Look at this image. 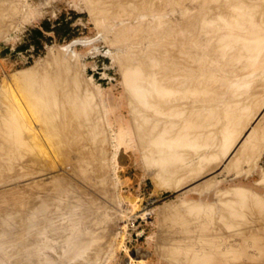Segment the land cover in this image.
Masks as SVG:
<instances>
[{
    "label": "rangeland",
    "instance_id": "obj_1",
    "mask_svg": "<svg viewBox=\"0 0 264 264\" xmlns=\"http://www.w3.org/2000/svg\"><path fill=\"white\" fill-rule=\"evenodd\" d=\"M129 1L128 0H125V1L124 0H0V5H1L0 6V90L2 87H3L2 89H4V86H5L4 80L6 79V81L7 80L8 81H10V80L16 81V82L19 81V83H17V84H16V82H14V85H13L15 88H17L16 89V91H17L19 87L16 85L20 84V81H22V78L25 77V75L27 74V71H28V73H30L32 75L31 77H28L29 80L31 78H34L35 82H34V80L32 82L29 81L30 85H32L34 82V86H29L30 88L27 87V85H25L26 86L25 87L26 92H27V88H29L28 90L31 89V91L28 92L31 94V96H34L37 92L42 97L41 98L42 100H43V98L46 100V102L43 100L44 103H46L43 105H46V106L48 105L47 107L49 108V110L51 108L50 107L51 105H49V103L52 104L50 100H52L53 102L55 101V103H58L57 100H59L62 102V104H65L64 102L67 101L66 105H68V106L64 105L65 110L74 104L71 102L72 100H74L73 102H76L73 105L74 107L73 106L70 107L71 113H72L71 108L73 111L75 110L73 112L74 115L69 114V112H68V114H69L68 116H70V118L72 119V121L70 123L68 122L70 126L69 125H67V126L69 128L67 127V129H66L65 124L67 122L64 121V120L67 121L68 119L62 118L61 119L62 122H60V120H59V122H56L57 126L52 125L53 126L52 129L46 130V131H48L49 134H44V132L42 131L43 129H40V133L38 132L39 130L36 131V133H38L39 135L44 134V135H42V136H44V138L37 135L36 133H35L36 135L34 134L35 136H37L35 139L39 140V141H37V142H39V143H37V145L39 144L37 148L40 150V152L37 153L38 156L41 153L40 154L41 156L37 157L39 159V164L37 163L38 166L35 163H34V165H33V163L30 164L31 162L26 160L27 163L23 162V168L26 167V169L25 168L24 169L28 170V171H25L21 166H20L21 167L20 169H23V170H21L22 173L18 172L20 174H16L17 171H20V170H17L18 168H14V170H12L13 168L11 170L6 168L7 169V171H6V169H4V167L6 166L5 165L6 161H9V160L11 161V159H10L11 155L8 156L9 155L8 152L10 153L12 150L15 149V147L14 146L11 147L12 144L10 146L9 145L10 143H7V142H6L7 144L4 145V146H8L9 151L3 152V155L5 153L8 159L6 158L4 160V156H3L4 163L2 166H1L2 163L0 164V169L2 168L4 171L3 172V178L4 179H3V181L0 180V184H2V182H3V184L0 185V195H1L0 199L3 197L0 200V264H98L97 259L101 255H103V257L105 259L102 258V260L100 261V264H102L103 261L105 262V264H176V263L177 264H179V263H181V264H199L200 263L201 264L203 259L205 261L207 258H208V260H206L205 262L203 261L204 263H202V264H206L207 261H208V264H214V263L215 264H223V263L224 264H249V263H251V264H264L262 262V261H264V258H263L264 257V238H263L264 233L262 234V231L260 232L262 234L261 237L263 239L258 235V234H260L259 228L261 230L262 229L264 230V228H261V226L262 227L264 226V224H263V222H264V220H263L264 219V196H263L264 195V125H263V129H262V126L260 128V125L258 123L257 124L255 123V121L258 118V116L255 117L256 110L252 108L253 106L251 107L252 104L250 105V103H248V102L253 100L252 98H254L256 96L258 97V94H260V89H262L261 85L262 86L264 85V70H263L264 65H261V67H260V65L257 63V60H256L257 57L255 56L256 52L254 50L255 47L258 48L261 45V44H259V42L264 41V39L261 40L262 38H264V36L261 39H258L260 37L257 36V35L260 36V34L264 35V32L262 30V29H264L263 28L264 22L261 19V17L262 18L264 17V9H263L264 8V2H263L264 0L263 1L262 0H258V1L253 0V2L250 3L252 5L248 4L249 1L251 2L252 0H249V1L248 0H246V1L245 0H242V1H240V0H231V1L230 0H216V1L215 0H209V1L208 0H196V1L195 0H152V1L147 0V3H146V0H144V1L139 0L143 4L146 3L145 5H143V6L141 5L140 7L138 6V4H141V3L138 0L137 1L139 3L136 0L135 1L137 3L134 0H132L130 2ZM233 1L236 5L232 4ZM3 2H4V4H3ZM131 2H134L133 5ZM216 2H218L219 4ZM228 2H231V5L228 4V5H230L229 8L230 7L231 8L230 9L228 8L229 10H226L227 6H228L226 4ZM239 2L240 3L243 2L244 5L246 4L247 8H245L246 5L243 6ZM223 3L225 4L226 8L225 7L223 8ZM257 3H259V5ZM260 3L263 6L260 5ZM121 4L125 5V6L123 5L124 7L123 6L121 7L122 9L120 8ZM135 4H137L138 7L135 6ZM199 4H201L202 6ZM214 4H215V6L217 4L221 5V6H216V8L214 6V8L216 9V11H215L213 8ZM237 4H240L239 6H241L242 8L239 7ZM4 5H6V6H4ZM237 6L239 8H241V9L238 8L239 10H241L240 12L237 10ZM123 8H124V10H123ZM244 8L249 13L246 12ZM29 9L33 10L34 14H32V16L27 17ZM223 9L225 11H227V13H229L231 11L229 13L230 16L232 15L231 13H232L233 9L234 10H233L232 16H234V13L236 11H238L239 13L236 17L240 18V19L237 20V18H235V17L233 19L232 18L230 19L228 17L229 15L226 13H225V16H226L225 19H227V18H229V19L227 21L225 19H222L224 12H225V11L223 12ZM203 10L205 12H203ZM219 10H221V12H223V14ZM242 10H243V12H242ZM105 11H107V12H105ZM124 11H126V12H124ZM188 11H190V12H188ZM252 11L253 12L257 11L256 13L260 14V15L254 14ZM260 11H261V13H260ZM8 12L11 14H9ZM214 12L216 13L215 16H214V14H215ZM262 12H263V15H262ZM118 13H120V15ZM218 13H219V16L217 15ZM246 13H248V14H246ZM201 14H203V15H201ZM210 14H212L214 18L216 16L221 18V19H219L220 22H218V21L211 22L214 18ZM221 14H222V16L220 17ZM198 15H199V17H198ZM248 15L251 17V19ZM196 16H197V18H196ZM209 16L212 17L210 20L208 19ZM246 17H248L250 20ZM206 19H208L209 21ZM259 19L262 20L261 24H258L260 22ZM215 20H216V18H215ZM217 20H218V18H217ZM240 20L241 21L245 20V22H243L244 24H242L240 22ZM256 20L257 21L259 20V22H257ZM206 21L210 22L211 26ZM228 21L231 22V25H229L230 23H228ZM204 22L207 24V26L209 25L211 28H209V26L207 27L205 24L202 29L205 30L206 33L204 32L203 33L204 35H203L202 34L203 30L201 31V26L204 24ZM238 22L241 25L238 26L237 25ZM251 22H253V23H251ZM212 24H214V25H212ZM255 25L258 27H256ZM260 25L261 26L263 25V26L260 28ZM219 26L220 27L225 26V27L220 28ZM249 26H251V28H248ZM196 27H198V28H196ZM204 27H205V29H204ZM226 27H228V28H226ZM229 27H230V29H229ZM253 27H256V29L258 28L259 30L258 29L252 30ZM182 28L184 30H182ZM206 29H207V31H206ZM211 29L214 31H212ZM248 29L251 30L252 32L253 31H255V32L252 33L251 31H248ZM260 30L262 31V33ZM197 31H200V32H197ZM220 33L223 34L224 36L227 35L226 37L228 38L227 39L228 43L224 44L226 41V38L223 35L220 36V37H222L223 40L220 39V37H218L219 35H221ZM229 33H230V35H229ZM255 33H256L255 36H257V39L254 38L255 36L254 37L252 36V34L254 35ZM146 34H147V36H146ZM202 35H203V38H202ZM210 35L212 38L209 37ZM214 35H215V37H214ZM216 37H218L217 42H216ZM251 37H253L254 41H252L253 39ZM164 38H165V40H164ZM208 38H209V40H207ZM198 39H199V41H197ZM203 39H204V41H203ZM170 40H171V42H170ZM219 40L220 41L222 40L221 45H225V46H223V48H222V46L220 47V45L218 44V43H220ZM232 40L234 42H232ZM256 40H257V42L259 40V42L256 43L257 46L254 45ZM124 41H126V42H124ZM166 41H168V42H166ZM207 41H209V42H207ZM211 41H213L212 42L213 44H214V42H216L217 45H219V48H218V46H216L214 44V46H216V48H218V50L213 48V44L210 43ZM203 42H205V44ZM206 42L208 45L206 44ZM244 42H245V44H247V46L244 44ZM209 43L212 44V46L209 47V45H210ZM203 44H204V46H203ZM258 44H259V46H258ZM181 46L183 47V49L181 48ZM205 47H207V49H205V51L208 50V48H209V51H212V49L216 50L218 53L215 56H218V54H219V56L217 58L214 56V54H216L215 53L216 51L215 52L213 51L214 54L212 52H211V54L208 53L206 55H205V53H203L204 55L201 54L200 52L202 50L204 52L203 48H205ZM220 48H222V49H220ZM184 50H186V51H184ZM220 50H221V52H220ZM253 50H254V52H253ZM256 50H258V49H256ZM261 50H264V45H263V49L261 47ZM190 51H192L191 56H193V54L196 51H198V53L200 55H202L203 57L202 56H201V58L199 57V60H198L197 57L199 55H196L197 54L196 53L194 55L196 57L193 58L190 56ZM246 51L250 52V53H248L246 55L245 54ZM171 53H173V54H171ZM182 53L184 55H182ZM234 53H236V54H234ZM251 53H253V56ZM58 55L60 56V59L58 58L59 57ZM171 56H174V57L172 58ZM188 56L190 57V59ZM205 56H206V58H204ZM220 56H223V57H220ZM158 57L159 58L163 57L162 58L163 62H164V58H165V60L168 59V60H166V62L168 64L163 65L162 64L163 62L158 61V60H162V59H159ZM187 57H188V59H187ZM208 57H209V59L207 60ZM211 57L216 58L215 62L212 59L210 60ZM246 57H248V58H246ZM249 57H252V58H249ZM56 58H58L61 61L64 60V62H66V64L63 65L64 62H62L60 64L61 61H58L60 66L62 65L61 66L62 69L66 65L67 68L66 67L65 68L67 71L66 70L64 71L65 74H64V72L63 73L60 72L59 69L55 67L56 63L54 61ZM140 58L142 59L141 61H140ZM181 58H182V64L180 62ZM253 58H255V60ZM196 59L198 60V62L196 61ZM217 59L218 60L220 59V60L217 61ZM252 59H253V61H252ZM125 60L128 61L127 63H129L130 66H128V64L126 63ZM151 60H153V61L157 60L159 62L158 67L161 66L160 67L161 69L165 68V65H166V67H169V70L174 69L173 71L170 70V73H168L169 72L168 68H167V70L165 68V70L168 71V72H166L167 76L169 74L170 75H169V78L167 76L163 77V75H165L166 73L164 72L165 74L163 73V75L161 74L162 76L160 75L161 69L159 70V68L156 67L158 65V63L156 61L155 62L156 65L154 64L156 68L154 67V65L152 68H155L156 70H158L157 75L161 81H162L161 77L163 78V81L167 77L168 82L171 80V83H172V81H174V80H172L173 76L176 77V75H174V74H176L179 70H182V69L184 70L183 71L184 73L187 71L194 72L193 70H195L198 67L197 65L199 64V61H200L201 62L199 64L201 66L200 70H202L203 74L205 73V70H206L205 68H207V67H210L208 70H210V71L213 70V72L216 69H218V71L216 70V72L217 73L219 72V75H221V76L224 75V73L227 74V72L230 71V72H228L227 80H226V75H224V77H220L221 79L219 78L220 79L219 81L220 82L222 81V83L228 82L229 81L228 79H230L228 84L227 83H224V84L219 83L220 85H215V84H218V82H219L216 79V76L218 74L216 73V75H215V72H214V74L212 72V74L215 75V76H213L212 74H210L211 72L209 73V71L206 70L207 74H209V76L210 75L212 76L211 78H214V77L215 78L213 80L209 76H207V78L209 77L208 80L206 78H204V79H206V81L209 82L211 84V86L214 84L215 86H219V87H221L222 90H224V91H222L218 87H217L218 90H216L214 85H213V87H211L209 84V87L211 88L213 94H215L214 93L215 91H213V90H216V92L217 91L218 92L215 95L218 96L219 95L218 93L220 90L221 92H223V93L220 92L221 93L220 95L224 94L225 96L229 95V97H230L234 94V92H235V94L237 91L239 92L240 88L244 89L243 92H241L243 94H244V91H246V90H248V88H250L249 96L251 95L250 97H252V96L256 95V96L252 97L251 100L247 94H244V96H242V95H240L241 93L239 94L237 92V95H236V96L240 95L239 99H241V101H242L243 97H246V98L248 97L247 99H249L250 101L247 100L246 98H244L243 102H244V104H246V106L249 105V107H251V109L253 111H255V115H254V112L250 111L251 110L250 109L249 110L250 113L248 112L249 114L247 116H245V117L243 116L244 118L243 117L241 118L244 120L246 117H249L252 113L254 115V117L250 116V118L243 121L244 123L241 124L240 132L239 131L236 132V134L238 132L241 134V130H243L242 132H244V131L247 132L245 134L243 133L242 135L238 134V135H240V137L238 138L240 143L236 139L237 138L236 134L234 136L236 138H233V136L231 135V134H233V132L230 131V133H229L226 131V130L229 131V129H228L229 126L227 124H225V122L229 123L230 121L229 120L227 121V118L225 116L224 117L222 116V120H226L224 122L222 120H218V119H217V121H216V119L213 120V119H211L212 117H209L212 120V122H209L211 120L208 118V116H207V118L209 119V121H207L206 118H202L203 121L202 120L197 121V119H199V115H198V116H196V122L197 123H195V124L199 123V125H198L199 128H197V129L200 130V128H204V126L206 127L207 125H209L208 126L209 129L207 127L205 128L207 130V131L206 130L205 131L208 133H206L203 129L202 133H206V136L205 135H203V136L199 135L201 133L200 131H202V130L198 131V132H200V133H197V135H199V145L196 147V149L192 148L193 149L192 150L190 148V146L188 147V146H184L182 144V145H180L181 149H179L181 151H178L179 146H177L178 148L175 147L174 150L175 151L177 150L178 152L176 151V153H174V152L172 153L171 151H168L166 149L159 148L157 145H153L154 141L151 138L150 139L149 138H143L144 140H141L142 138L139 139L138 136H136L137 138H134L135 135L133 133H131L132 136H134V137H131V134H130V138H129L130 139V141H129L130 145L128 147L123 145L119 148V150L116 149L115 147H111L110 152L109 151L107 152V150H109V148H107L108 144H106V140H107L106 135H105L107 133L106 131L108 130L107 137H108V134L110 135L114 132L113 131L114 128H112L113 126H108V128L106 127V122H107L106 120L107 119L110 120L111 118H113L115 121V123L113 125H114V127L116 126L117 128L120 126V123L117 122V118L121 117L123 119L124 125H128V123L130 124L134 121L133 124L135 126L132 124L134 127H136L140 124V126H142L143 128L146 127L147 130L149 129L151 132L153 130V132H154V131H156V124L158 123V121H160V120L157 121V118L159 116L162 117V114H163V118L161 119L160 122H163V125H167V128H168V125H170V127H169L170 131L172 129L180 131L182 126H183V128L185 127L184 126L186 124V123H184L185 119H186L185 117L186 116L189 117V115L191 116L192 115L191 113L195 110V109H192L193 110L192 111L191 108L193 106H195L197 109L198 108L197 104H199V102L203 101V100L200 101L198 99H201V98L204 99V97H205L204 96L205 94H202V95L200 94L201 96L199 95V97H201V98H199V97L197 98L198 95L195 97V96H193L194 94L191 95L190 93H188L187 95H189V97L187 96L188 97L187 98L188 99L187 104H184L186 102V98H183L185 101L182 99L183 95H184V97H186V93L189 92L188 84H190L189 82L192 81V79H191L192 76H193V80H195L194 77L196 76L197 80L200 78L199 80L203 83L204 79L202 78V76L204 77L206 74L202 75L201 72H200L201 75L199 74V72L197 71L200 68V66H199L196 70L198 73L197 72L193 73L195 75H190L187 72L189 74V76L187 74L186 77L189 79V77L191 76L190 77L191 81H189L190 79L189 80L186 79L187 83L185 85H187L188 88L186 86H184V87H186L187 91L184 89V87L179 85V86H181V88L180 87L178 89L176 88V90H178V91L172 93L175 90V88H174L175 84L174 85H173V83L170 84V82L168 84V82L165 81L166 82L165 84H168L170 86L173 85L174 87H172L171 89L174 88V90L173 91L171 90L172 92L171 91L166 92V94L167 93H170V94L165 95V93H163V95L160 94L158 96V98L156 97L157 99H159L161 101L163 100L164 103H166L165 101L170 100L169 101L170 103H168V104L166 103L164 105V107L161 106L163 104H158L159 100H156L155 97H153V100L155 99L156 101H153L151 98L152 105L150 104L149 101L148 102L150 105L146 101L143 102L141 99H140V101H142L144 104L140 103V101L138 100L139 98L134 99V102L137 103V101H139L138 104L140 103L141 104L140 106L143 105L142 107H140L138 104H136V106H135V104L132 103L133 99H131V97L128 95L129 94V92H128L129 87H128L127 79L125 78L126 74H125L124 70H126L127 67L133 68V66L135 67L137 65V63L140 62V63H138V64H140V66H138V68L141 67L139 70H141V72H143V74L141 76H143L144 74L147 73L146 75H144V79L150 80L151 75L149 73V66L150 65L152 66V64H153V62ZM178 60H180V61H178ZM206 60H207V62H206ZM209 60L214 62L215 65H213L214 63L211 65L210 63H212V62H210ZM233 60H235V62ZM244 60L247 62H245ZM150 61L152 62L151 64H149ZM177 61H178V63H177ZM202 61L203 62L205 61L206 64L208 63V66L205 65V63H204V66H205L204 67L202 64L203 63ZM240 61H243V62H240ZM255 61H256V63H255ZM166 62H164V63H166ZM169 62H171L170 63L171 66L169 65ZM222 62H224L225 65ZM141 63H143V64H141ZM193 63L194 64L197 63V65L196 64L194 65ZM216 63H217V65H216ZM240 63H241V65H239V66L235 65V64H240ZM123 64L126 66H124ZM148 64H149V66H148ZM220 64H222V65H220ZM246 64L248 65V67L246 66ZM143 65H144V67H143ZM223 65H224V69L222 68ZM243 65H245L246 67ZM57 66L59 67L58 64H57ZM151 66H150V69H152ZM202 66H203V69H202ZM176 67L177 68L180 67V68L177 69ZM192 67H194V68H192ZM214 67H216V68H214ZM219 67L222 70H224V71L226 70V71L225 72L222 71L223 73L220 72L221 70ZM234 67L236 68L235 70L238 71L240 68V70H242V71L236 72L234 70ZM51 68H52V70H51ZM54 68H56V69H54ZM212 68H214V69H212ZM175 69H177L176 70L177 72H175ZM54 70L57 73L53 72ZM162 71H164V70H162ZM232 71H233V74H232ZM42 72L43 73L45 72L46 76L44 74H41ZM58 72L60 74H63L62 77L60 76L62 78L60 81H62L63 77L66 76V78L64 77L65 80H63V83L58 82L59 81L58 76L60 75ZM171 72H173V73L175 72V73L173 74ZM183 72H181V73H183ZM32 73L36 75L35 76L36 79ZM53 73H55V74L53 75ZM184 73H183V75H181L182 78L180 77L179 72L177 73V77L179 75V77L181 78V80L179 78H176L177 80L179 79L180 82L179 81L176 82V79H175V82L177 84H179V83L181 84L182 80H183L182 84H184L186 82V81L184 82L185 77H183V76L186 74V73L185 74ZM196 73L199 74V76ZM19 74H21V75H19ZM39 74H40V76L43 75V76H41L43 78V79L41 78L43 83L40 82L41 79H40ZM57 74H58V76H57ZM19 76H21V78H19ZM38 76H39V79H38ZM52 76H55L56 78H58V81H56L57 79H55V77H52ZM146 76L148 78H146ZM170 76L172 78H170ZM234 76H237V80L235 79L236 77H234ZM223 78H225L226 81H224ZM241 78L243 79V81ZM54 79H55L56 83H52L51 80H54ZM144 79H143V81H144ZM210 79L212 80L211 81L212 83L210 82ZM45 80H47V81H45ZM26 81H28V80H26ZM66 81L69 83H67ZM214 81H217V82L215 83ZM37 82H40V84L35 85V83H37ZM75 82H76V84H75ZM254 82L255 83L257 82V84L260 82L261 84L260 83H259L260 85L258 84L260 88H258L257 86L253 87ZM26 83L28 84V82H25V84ZM58 83H60L59 87L57 86ZM161 83L165 87L164 82H161ZM191 83L192 84L193 83L199 84L196 80H195V82L193 81ZM230 83L232 85L231 86L232 89L229 86ZM53 84H55L56 86H54ZM204 84H205V82H204ZM225 84H227V85H225ZM239 84L241 86H239ZM242 84H244V85H242ZM40 85L42 87L45 86L48 89V91L52 90V88L50 89L49 86H51V87L54 86L53 89L54 88L55 89L52 91L54 92L56 90L57 93L55 92L56 93L55 94L51 91L52 93L50 94L47 91V89L45 90V87H44L45 91H43L42 90L43 88L41 89ZM73 85L75 86V89L77 86V89H79L83 92H85L86 89L88 90V92H90L91 97L89 96V93L86 95L87 97L89 96V98L80 97V98H83L84 101L82 99L81 100L84 102V105L80 99H79L80 101L79 100L76 101L77 98H74V96H73L74 99L72 97H70L71 99L70 98L68 99V97L71 96V94H72V92L70 91L71 89H68V87L73 88ZM168 85H166V87L165 88L163 87V88L166 89ZM205 85H207V83ZM13 86H11V87L14 88ZM19 86L21 88V86H23V84L21 83V85H19ZM62 86L63 87L67 86V88L64 89ZM246 86H248V87L246 88ZM34 87H36V88L40 87V88L35 89ZM209 87H208V90L210 89ZM226 87H228V89H226ZM12 88H11V90H12V92H14L15 90ZM60 88H61V90L62 89L63 90L61 91ZM169 88L170 87L168 86L167 89H169ZM182 88L184 90H182ZM213 88H215V89H213ZM58 89H59V92H62V93L58 94ZM66 89H68L69 91L67 90V92H66ZM179 89H181L183 91V93ZM252 89H253V91H252ZM254 89H255V91H254ZM87 90H86V92H87ZM226 90L228 91L229 94H226V92H227ZM16 91H15V94H16ZM46 91L48 92L49 95L47 94ZM179 91L182 94H180ZM31 92H33V93H31ZM34 92H35V94H34ZM68 92H70V94L66 95V93H68ZM178 92H179V94H178ZM176 93H177V95H179V97H180V95H182L181 98H178V96L175 95ZM194 93L196 94V92H194ZM210 93L207 92L206 93L207 97L205 98V99L208 98L207 99L209 101L207 103L208 106H209V104L211 105L213 102H214L213 105H215L217 102V99H218L217 105H218V103H221V98L223 96L221 97L219 95V98H220L219 99V98H217V96H214L212 93L210 95ZM1 94L2 93H0V97L2 96ZM18 94L19 93L17 92L16 96H18ZM45 94H47V95H45ZM60 94H62V95L64 94L63 96L61 95L62 100L64 97L66 100V96H67V99L69 100V102H68V100L62 101L61 97H59ZM262 94H264V88H263V90H261V94H260L263 97L264 95H262ZM164 95H165V97L167 96L170 99H167V98L165 99ZM169 95H172V96H169ZM209 95H210V97H209ZM234 95H233V98H228L229 99L228 102L225 100L224 101L225 103L223 104V101H222V103H221L222 107H221V104H219L220 106L215 105V107L217 106L218 108L217 107L216 108L219 110H220V108H222L220 110L221 112H219V110H216V108L214 110H216V112H219L221 115V113L223 114V112H225L227 110L225 108H231L232 107L233 108L232 109V115H233V113L235 111V107L237 109L238 106L240 105V103H242L240 100H238V97L235 98ZM35 96H38V95L36 94ZM40 96H38V97H40ZM47 96H48V98H47ZM160 96L162 97V99ZM192 96H193V99H195V100L197 99L199 102L197 103V101L193 100ZM211 96H212V100L214 97L217 98V99H215L216 101H212V103H210L211 102ZM225 96L223 97L224 99L226 98ZM49 97H51V98L49 99ZM1 99L2 98H0V100ZM85 99H87V101L89 100L88 101L89 103L87 102L88 105L90 104L89 106L92 105V108H93L92 112H89V110L87 111V109H89V106L87 105V103H85V101H86ZM130 99H131V102H130ZM177 99H181V101H178ZM190 99L192 102L190 101ZM233 99H234V101H233ZM262 99L263 98H261V101H259L261 103L259 104V102H257V104L255 106L257 111H258V109H261L260 114L264 113V110H263L264 101ZM47 100L49 102H47ZM175 100H177L176 101L177 105H176ZM230 100H232V101L230 102ZM245 100L247 101V103L245 102ZM3 101L4 100H2V104L0 105L1 106L0 112L2 111L1 109L3 106L5 108L3 107L4 110L2 112L7 111L9 109L8 108L9 103L7 102L8 103L7 104L8 106H7L6 103H4L5 101L4 102ZM182 101H184V103H182ZM188 101L191 103H193L195 101L197 104L193 103V105H192L190 103V105H188V103H189ZM106 102H108L111 105L110 111L109 110L106 111V108H107L105 106ZM154 102H157L158 105L155 104ZM232 102L233 103L236 102V105H235V103H234V105H232L233 104ZM0 103H1V101H0ZM68 103H70L72 105H70ZM130 103H132L133 106ZM146 103H147V105H146ZM172 103L175 105V107L176 106L180 107V108L176 107L180 110H181L182 106H185V107H186V105L190 106V109H189V107H188V109L186 107L185 110L186 111L189 110L190 112L191 111L192 112L190 113L188 111L190 113L188 115L187 113H185V110L183 107L182 109L184 111L182 110V113H183L184 117L182 116V114L178 115L176 113L173 114L171 112L169 114L167 112H169L170 110L173 112V110L175 109V107L173 106ZM178 103H179V105H178ZM181 103L183 105H181ZM204 103H206V101ZM230 103H232V104H230ZM85 104L88 106L87 109L85 108V106H86ZM201 104H199L200 106L198 105L200 110H201V108L205 107V106L202 107L203 104L202 105ZM226 104L227 105L230 104V105L227 107ZM43 105L41 103V107H44ZM53 105H54V103H53ZM76 105H78V106H76ZM156 105H157V107H159V105H160V108L155 109ZM46 106L44 107V109H42V110L40 109L41 111L37 108L38 109L37 112L39 111L38 112L39 114H41L42 111H45L44 112L45 117H46V115H48V113L47 114H45V113L50 112V111H47V109H45V108H47ZM82 106H84L83 108L86 110V116H84L85 113L81 115V113H83L82 111L84 110V109L83 110L81 109ZM138 106L141 109L140 111L143 110L144 115L147 114L148 107L150 106L149 107V109H150V108H152L151 106H153V109H150V111H149V112H152L150 117L157 116L158 115L157 113L159 111H161V112H159V115L156 118L152 117L154 120L156 119L155 121H157V122L154 121L155 122L154 125L152 124L153 122H151L153 129L151 127H149V128L147 127L150 125L149 120H151V119H148L146 121L147 118L146 119L142 118L144 115L141 114L140 111H138V109H139ZM167 106H169V107H167ZM171 106H173V107H171ZM208 106H207V108L210 107V106L209 107ZM257 106H259V108H257ZM133 107L135 109L137 107V110L134 109L135 110L134 111ZM6 108H8V109L6 110ZM74 108H76V109H74ZM79 108L81 109V112L77 113V114H79L80 117L76 116V118L74 120V116L76 115L75 112ZM144 108H147V109H144ZM162 108H166V109L161 110ZM169 108H170V110H168ZM207 108H206V110H207ZM80 109H79V111H80ZM157 109H159V110H157ZM85 110H84V112H85ZM152 110L154 112L158 111L156 113L157 115H153L155 113ZM180 110L177 113H180ZM203 110H205V108ZM209 110L213 112V108L212 109L209 108ZM137 111L139 112L138 116H137V114H135V113H137ZM144 111H146V113H144ZM8 112H9V110L5 113L8 114ZM164 112L169 115V116H167V117H169V119L174 118L172 120L173 123L168 121L169 119L166 120L167 117H166ZM5 113H3V114H5ZM160 113H162V114L160 115ZM184 113L186 114V116L184 115ZM219 113H218V115H219ZM88 114H89V116H88ZM131 114H133V115H131ZM41 115H43V113ZM147 115H150V114L148 113ZM174 115H175V117H174ZM83 116H84V119L90 121L89 122L90 124L88 122H86V120L85 121L83 120V122H82L81 119L83 118ZM135 116H137L138 118L140 117L139 119H141V118L144 119L143 121H146L147 123L142 121L138 124L137 121H140V120H137V117L135 119ZM164 116L166 118L164 121H162L164 119ZM45 117L43 118V120L47 121V120H45ZM175 118L177 120H180L182 118V120L184 121V122L183 121L182 122L184 124L180 122L181 120L177 121ZM254 118L256 120H254ZM4 119H6V118L4 117ZM200 119H201V117H200ZM79 120H81V121L79 122ZM205 120L208 123H206ZM104 121H106V122H104ZM165 121H167L169 124H164ZM218 121H221V122L219 123ZM200 122H201V124L205 123V125L203 124L202 127H200L201 126ZM263 122H264V120H263ZM58 123H60V125ZM142 123H143V125H141ZM209 123H211V124H209ZM0 124H1L0 130H2V127H3V129L5 128L4 130H2V132L0 131L2 133V135L6 134L5 137H8V139L10 137V139H11L12 135L4 132L5 130L9 131V130H7L4 122L3 123L1 122ZM63 124L65 125V129L67 131L68 130L70 131V133H68V132L67 133L70 134L71 139H73V140H71L70 137L68 136V134H66L68 136V137L65 136V137H67L66 140L68 141V139H69L68 142H71V143H69L70 146H69L68 142L65 140V138H64V141H63V139L61 140L63 143L60 142V139H58L60 136L59 135L60 133H62V132L66 133V130H64ZM102 124L105 125L104 127H106L107 129L104 128ZM136 124H138V125H136ZM144 124H146L147 126ZM160 124H162V123H160ZM173 124H174V127H173ZM260 124L262 125V122ZM87 125H88V128H87ZM158 125L159 124H157V128L159 130V127H162V125H160V126H158ZM224 125L225 126L227 125V127H225ZM244 125H246V128H248V129H246L247 131L245 129H243V128H245ZM252 125L253 126L255 125V127H256V125H257V127L259 126L258 128L256 127L258 130H256V128H254ZM26 126L28 128L30 127V125L28 126V124ZM76 126H78V127H76ZM153 126H155V128ZM178 126L179 127L181 126L180 129ZM186 126H187V124H186ZM216 126H217L218 130L215 129ZM61 127H63V128H61ZM222 127H225L227 129L222 128ZM101 128H103L105 131L103 129L101 131L100 130ZM162 128L165 129L166 127L163 126ZM162 128L159 130V132L157 131L154 133L159 134L162 132V133H164L162 135H164L165 137L168 138V135L170 133L176 132L175 130L170 132V131H168L167 128H166L167 130L163 129L165 131V132H163ZM183 128H182V130L184 131ZM210 128H212L213 131ZM250 128L252 130L254 128L256 131L254 130V132H253ZM61 129H63V130H61ZM219 129L222 131L225 130L227 132L226 133L224 131L225 133L224 132L220 133V135L223 138L226 134H227L226 136H228L229 134L232 136L233 139L229 138L230 142H232L231 144H228L229 142L225 143V140L223 141L222 137L220 138V139H222L221 143H219L220 142V139H219L220 135L217 134L220 131ZM51 130L52 131L54 130L55 134H57L56 138L54 137L55 134L53 135V132H51ZM208 130L209 131L211 130L212 132L211 131L209 132ZM261 130H263V131H261ZM41 131H42V134H41ZM46 131H45V133H47ZM250 131L252 132V134L253 133L256 134L255 135L256 137L254 136V137L250 138V135H251ZM260 131L262 132V134ZM214 132L216 134H214ZM9 133H10V131H9ZM79 133L82 136H78ZM89 133H92V134H89ZM166 133H168L167 136H166ZM176 133L174 134V136L178 135V132H176ZM209 133H211V134L213 133V137H209V139H208L207 136L208 135L211 136V134H209ZM248 133H250L249 136H248ZM101 134H102V136H101ZM223 134H225V135H223ZM9 135H11V136H9ZM47 135L48 136L53 135V136L50 138ZM215 135H217V136L219 135V136L217 137ZM57 136H58V138H57ZM170 136H169L170 137L169 140H173L177 137V136H175V137L173 136V139H172V135H170ZM214 136L217 137V139ZM53 137L57 141H55V139L52 140ZM203 137H206L207 141L210 140L208 143H206L207 141L204 139V141L207 145L209 143L210 144L214 143L211 145V150L208 149L210 147V144H209L208 148L206 147V149H204L205 148V144H203L204 141H202V142L200 141L201 138H202L201 140H203ZM247 137L250 139H248ZM260 137H262V138H260ZM80 138H82V139H80ZM227 138L228 137H225L224 139H226V141H227ZM99 139H100V142H99ZM101 139L104 142L103 144L101 143L102 142ZM103 139H105V140H103ZM135 139H136V144H135ZM257 139H259V140H257ZM48 140H49V142H48ZM149 140L151 141L150 143H149ZM233 140H235V141H233ZM65 141H66V145L64 144ZM152 141H153V144H152ZM216 141H217V143H216ZM248 141H249V143H248ZM54 142L61 143V144L57 143L58 145H56V146L60 147V145H61V147H66V146L69 147V148H66L67 149V157H64L65 154L62 151L61 152L64 155L63 154L60 155L61 153H59V154L57 153V150H59V152H60V148L58 147L59 149L58 148L55 149V143ZM81 142L83 143V145H82L83 150H82ZM141 142H143L144 144H142ZM241 142L243 143V145ZM74 143H75V145H74ZM78 143H79V145H77V147H76V144H78ZM201 143H202V145H204V147L202 145H200ZM218 143L220 144V147H219ZM3 144H5V143L3 142ZM62 144H64V145L62 146ZM72 144L74 145V147L72 146ZM217 144H218V147L216 146ZM102 145L103 146L105 145L106 147L105 146L103 147ZM149 145L151 146L150 147L151 149H148ZM240 145H241V147H239ZM52 146H54V147H52ZM78 146H80V147H78ZM88 146H89V149H88ZM3 147H1L2 151L7 150V147H4V148ZM70 147H72V148H70ZM84 147H86V148H84ZM91 147H93V148H91ZM198 147H200V148L203 147V149L206 151V153L205 152L204 153L206 155L208 153L207 156H209V153H210V155L213 154L212 156H210L213 159H211L210 157H207L208 159H206V156H205V159L207 161L204 160V155L202 156V154H201L203 151L199 150L200 152L199 151L197 152V150L200 149ZM232 147H234V148L232 149ZM236 147L239 148L240 151ZM235 149L238 152V154H237V152L236 153L234 152ZM77 150L80 151V154L82 152L83 153L85 152V153L84 154L82 153L80 155ZM87 150H88V152H86ZM94 150L98 152L99 156L97 153H95ZM115 150H116V152H115ZM209 150H210V152H208ZM220 150L222 151V153L220 152ZM44 151L45 152L48 151L49 154H47V152L45 153ZM192 151H194V152H192ZM211 151H214V152H211ZM217 151H219L221 154ZM228 151H229V153H228ZM242 151H244V152L246 151V152L244 153ZM188 152H190V153H188ZM239 152L240 153L242 152V153L240 154ZM68 153H69V155H68ZM91 153L92 154L95 153V154L92 155ZM111 153L113 155V159H112ZM216 153H219V154H217L219 160H217L218 159L217 155H216V158L214 157V155ZM234 153L237 154V156L241 155V157L240 156L238 158L235 157L236 155H234ZM42 154H44V155L42 156ZM61 156L64 157V158L62 157L63 160L66 158L67 161L64 160L65 161L64 162L62 160ZM106 156H108V157H106ZM199 156L203 157L202 158L203 160L200 159L201 157L199 158ZM45 157H46V159H44ZM84 157H85V159L83 160V162L86 160L85 162L88 161V163L84 162L81 166V164H79V163H81L82 161L81 162H79V161L82 160ZM48 158L51 160L49 161ZM105 158H107V159H105ZM185 158H187V161ZM233 158L235 159V161ZM87 159H90V160H87ZM188 159H189V161L191 159H193V160H191V162L188 163ZM199 159L202 160V162ZM209 159L212 160L213 162L210 161ZM222 159H223V161H222ZM237 159H239V160L237 161ZM92 160H94V161H92ZM194 160H195V162H194ZM44 161L47 162V163H44L45 167L42 165ZM52 161H53V163H52ZM62 161L64 163H62ZM203 161H204V163H207V165L206 164L204 165ZM229 161H231L232 163ZM236 161H237V163H236ZM76 162H79V163H76ZM169 162L172 165L169 164ZM178 162H180V163H178ZM200 162H201V164H200ZM227 162H228V164H227ZM74 163L77 164L76 165L77 167L73 166ZM181 163H182V165H180ZM198 163L202 166L201 168H199L200 165ZM215 163L216 164L218 163V164L216 166H214ZM28 164L30 166H32V167H29L30 170L28 169ZM194 164L196 165V167H197V164L199 165V167H197L199 169V171L197 170V168L194 170L195 172L193 171V168H195ZM166 165H168V167ZM203 165L206 167H203ZM34 166H36V168ZM97 166H99V167H97ZM210 166H213V168ZM37 167H39V168H37ZM85 167H86V169H85ZM166 167L168 169L170 168L169 169L170 172L167 170ZM188 168L191 170H189ZM175 169H176V171H174L175 173L172 172ZM200 170H202V171H200ZM10 171H12L15 174H12ZM24 171H25V173H23ZM43 171H45V172H43ZM77 171H78V173H77ZM164 171H166L167 173ZM187 171H188V173L192 171V174H193V172L194 173L199 172V173L198 174L196 173L197 175L194 174V176L192 175V177H190L191 175H190V173L187 174ZM41 172H43L44 174L46 173V174L45 175L41 174ZM47 172H49V175ZM80 172H82V173H80ZM86 172H88V173H86ZM184 173H185V175H184ZM27 174H29V175H27ZM87 174L91 177H88ZM94 174H96V175L94 176ZM169 174H170V176H168ZM26 175L30 176V178H28ZM35 175H37V176H35ZM85 175H87V177ZM208 176L210 177V179ZM23 177H25V179ZM80 177H82V178H80ZM84 177H86L87 179H85ZM184 177H186L187 179H185ZM47 178H49V179H47ZM17 179H18V182H17ZM43 179H44V181H42ZM82 179H84V180H82ZM172 179H173V181H172ZM208 179H209V181H208L209 185L207 184ZM28 180H30L31 182ZM32 180L33 181L35 180V181L33 182ZM211 180H213V181H211ZM202 181H204V183ZM19 182H21V183H19ZM26 182H27V185H26ZM34 183H36L37 185L41 184V187L40 186L37 187L36 184H34ZM204 184L206 187L204 186ZM202 185L204 186V188L202 189L203 192H201L202 190H199L198 188H196L198 186H199V188H201V187H203ZM211 185H212V187H211ZM52 186H54V187H52ZM231 187L233 189H231ZM43 188L44 189L51 188L52 190L50 189L49 194H47V193L42 192V190L44 191ZM230 189L232 190V192ZM45 192H47V191L45 190ZM251 195H253V196H251ZM24 196L25 197L27 196V197L25 198ZM226 196H228V197H226ZM5 199H7V200H5ZM23 199H25L26 201ZM27 199H30V200H28V202H27ZM38 199L39 200L41 199L40 200L41 202ZM31 201H32V203H31ZM23 204H25V207ZM21 205H23V208H21L22 207ZM26 205H27V207H26ZM217 206H219V207L217 208ZM162 207L163 208L165 207V208L163 209ZM214 207H216V208H214ZM248 207H249V209H248ZM6 209H8V210H6ZM257 210L259 211V213ZM218 212H219V214H218ZM160 213L163 215V217L161 216ZM256 213H258V215ZM179 217H180L179 220H182V221L186 220L185 222L187 224L185 222H182V221H179L180 223H178L177 219ZM27 219H29V220L27 221ZM102 219H103V221H102ZM234 220H237V221H234ZM230 221H232V222H230ZM175 222H177V223H175ZM215 222H217V223H215ZM233 222H235V224L236 223H239V224L235 226V224ZM184 223L187 225V227L183 228L179 225V224H184ZM217 225H219V226L217 227ZM220 226H222V228ZM239 226L243 228V229L240 228L243 231H241L239 229ZM249 226H251V227H253V226L259 227L260 226L257 229H255L253 227L255 230H258V234H257V231L253 230V228H252V230H250L251 233H249L250 232L249 229H251V228L248 229ZM244 227H245V229H244ZM246 229L249 232H247ZM205 231L207 232V234L203 235L202 233ZM244 232H247V233H244ZM230 234H232V235H230ZM236 234H237V236H236ZM113 235H115V236L113 237ZM238 235H239V238H238ZM112 237H113V240L116 242H114L113 247H111V246L109 247L108 243L111 242L110 240H112ZM211 237H213L214 240L216 239L215 240L216 242L214 240L212 241ZM240 237L241 238L243 237L242 238V239H244L243 243L247 244V243L252 242L251 246H253V244H256V245L258 244L259 248L256 249V251H252V253L250 251H248L251 255L253 254L252 255L253 258H250L251 256L248 257L247 251H246L247 256L245 254L243 255V252H245V251L240 252L237 249H235V251L234 250L230 251V253L226 251L228 249V247L226 248L225 245H227L228 241L232 242V240L234 238L235 239L238 238L242 242ZM217 238H219V244L217 243L218 242ZM220 239L222 240V242ZM247 239L250 242H246ZM252 239H254V240H252ZM253 241H254V243H253ZM162 242L164 244L168 245V247H166V245H162ZM233 242H235V240ZM169 243H171V245ZM163 246H165V247H163ZM172 246H174V247L170 248ZM221 246H223V247H221ZM249 246H250V244H249ZM160 247L164 248V249L161 250ZM256 247L257 246H255V248ZM110 248H112V249H110ZM167 248H170V250L168 251ZM219 248H220V250H219ZM159 249L161 251H159ZM184 249H185V251L189 249L188 251H190V253H191V251L195 252L197 254L201 253L200 254L201 257L198 254L199 255L198 257H200V258H202L203 255H205V256H203L204 258L200 260V258L197 257V254H195L196 256L193 257L194 254L191 253L192 254L191 256L193 258L189 255H188L189 256L188 257L187 255L186 256L183 255ZM163 250H167V251L165 252ZM207 250H209V251H207ZM230 250H232V248ZM257 250H259V251H257ZM173 251L176 253V255L173 253L174 259H173V254H171ZM162 252H163V254H162ZM215 252H217L218 254H216ZM257 252L260 254H258ZM219 253H220V255H219ZM177 254H178V256H177ZM180 254H181V256H180ZM186 254H188V252ZM215 254L218 255V256H216V259H215ZM256 254H258L259 259L255 257V256H257ZM182 255H183V257H182ZM175 257H177V258H175ZM229 257H230V259H229ZM254 257H255V259H254ZM183 259L187 260V261L185 262ZM197 259H199V260L197 261ZM219 259H221V261ZM190 260H191V262H190ZM236 260H237V262H236ZM239 260L241 262H239ZM242 260H244V261H242ZM199 261H201V262H199ZM216 261H217V263H216Z\"/></svg>",
    "mask_w": 264,
    "mask_h": 264
},
{
    "label": "bare ground",
    "instance_id": "obj_2",
    "mask_svg": "<svg viewBox=\"0 0 264 264\" xmlns=\"http://www.w3.org/2000/svg\"><path fill=\"white\" fill-rule=\"evenodd\" d=\"M124 1H125V0H124ZM128 1H129V0H128ZM130 1H132V0H130ZM130 1H129V2H130ZM134 1H135V0H134ZM136 1H137V0H136ZM136 1H135V2H136ZM138 1H139V0H138ZM138 1H137V2H138ZM143 1H144V0H143ZM149 1H150V0H149ZM151 1H152V0H151ZM195 1H196V0H195ZM195 1H194V2H195ZM208 1H209V0H208ZM215 1H216V0H215ZM230 1H231V0H230ZM240 1H242V0H240ZM245 1H246V0H245ZM248 1H249V0H248ZM257 1H258V0H257ZM262 1H263V0H262ZM1 2H2V1H1ZM103 2H104V1H103ZM137 2H136V3H137ZM139 2H140V1H139ZM139 2H138V3H139ZM194 2H193V3H194ZM202 2H203V1H202ZM223 2H224V1H223ZM252 2H253V0H252L251 2L249 1L248 4H250V3H252ZM259 2H260V1H259ZM263 2H264V1H263ZM131 3H132V5H133L134 2H131ZM140 3H141V2H140ZM146 3H147V0H146ZM146 3H144V4H143V3L138 4V6H139V7H140L141 5L143 6V5H145ZM216 3H218V2H216ZM239 3H240V2H239ZM242 3H243V2H242ZM242 3H240V4L243 5V6L246 5V4L244 5V3H243V4H242ZM246 3H247V2H246ZM255 3H256V2H255ZM3 4H4V2H3ZM177 4H178V3H177ZM197 4H198V3H197ZM201 4H202V3H201ZM201 4H199V5H201ZM218 4H219V3H218ZM218 4H217L216 6H221V5H222L221 3H220L221 5H218ZM228 4L231 5V2H228L226 5H228ZM232 4H233V5H236V4L234 3V1H233ZM240 4H237V5L239 6ZM257 4L259 5V3H257ZM92 5H93V4H92ZM116 5H117V4H116ZM123 5H124V4H121L120 8H121ZM130 5H131V4H130ZM173 5H174V4H173ZM230 5L227 6V9H226V10H229V9L231 8V7L229 8ZM250 5H252V4H250ZM253 5H254V4H253ZM260 5H262V4L260 3ZM0 6H1V5H0ZM4 6H6V5H4ZM4 6H3V7H4ZM97 6H98V5H97ZM124 6H125V5H124ZM124 6H123V7H124ZM135 6H137V4H135ZM138 6H137V7H138ZM195 6H196V5H195ZM201 6H202V5H201ZM203 6H204V5H203ZM206 6H207V5H206ZM206 6H205V7H206ZM214 6H215V4L213 5V8H214ZM216 6H215V8H216ZM238 6H237V10L240 12L241 10H239V9H241L242 7L239 6V7H241V8H239ZM262 6H263V5H262ZM3 7H2V8H3ZM188 7H189V6H188ZM197 7H198V6H197ZM224 7L226 8L225 4L223 3V8H224ZM234 7H235V6H234ZM234 7H233V8H234ZM2 8H1V9H2ZM7 8H8V7H7ZM94 8H95V7H94ZM128 8H129V7H128ZM190 8H191V7H190ZM194 8H195V7H194ZM215 8H214V10L216 11ZM228 8H229V9H228ZM235 8H236V7H235ZM238 8H239V9H238ZM245 8H247V5L245 6ZM245 8H244V9H245ZM17 9H18V8H17ZM121 9H122V8H121ZM202 9H203V8H202ZM202 9H201V10H202ZM217 9H218V8H217ZM219 9H220V8H219ZM263 9H264V8H263ZM8 10H9V9H8ZM118 10H119V9H118ZM123 10H124V8H123ZM221 10H222V9H221ZM221 10H219V11L221 12ZM233 10H234V9H233ZM233 10H232V13H231L232 15H233ZM248 10H249V9H248ZM12 11H13V10H12ZM112 11H113V10H112ZM198 11H199V10H198ZM217 11H218V10H217ZM224 11H225V10L223 9V12H224ZM235 11H236V10H235ZM238 11H236V12L234 13V16L231 15L232 17H231L230 14H229L231 11H230V12L228 11L229 13H227V11H225V12H224V15H223L224 18L222 17V19H225V17H226V16H225V13L229 15L228 17H229L230 19H231V18L233 19L234 17L237 18L236 16H237L238 13H239ZM245 11H246V9H245ZM105 12H107V11H105ZM116 12H117V11H116ZM119 12H120V11H119ZM124 12H126V11H124ZM136 12H137V11H136ZM150 12H151V11H150ZM185 12H186V11H185ZM188 12H190V11H188ZM203 12H205V11L203 10ZM223 12H221V13L223 14ZM242 12H243V10H242ZM246 12H248V11H246ZM252 12H253V11H252ZM256 12H257V11H256ZM256 12L254 11L253 13H254V14H257ZM8 13H9V12H8ZM16 13H17V12H16ZM214 13H215V12H214ZM214 13H213V14H214ZM248 13H249V12H248ZM248 13H246V14H248ZM253 13H252V14H253ZM258 13H259V12H258ZM260 13H261V11H260ZM9 14H11V13H9ZM9 14H8V15H9ZM23 14H24V13H23ZM32 14H34V11L31 10V9H29L28 14H27V17H28V16H32ZM118 14L120 15V13H118ZM163 14H164V13H163ZM222 14L220 15V17L222 16ZM235 14H236V15H235ZM201 15H203V14H201ZM210 15H212V14H210ZM215 15H216V13L214 14V16H215ZM217 15L219 16V13H218ZM249 15H250V14H249ZM249 15H248V16H249ZM257 15H260V14H257ZM262 15H263V12H262ZM10 16H11V15H10ZM96 16H97V15H96ZM113 16H114V15H113ZM218 16L215 17V18H216V20H215V18H214L213 15H212V17L214 18V19H213L214 21L212 20L211 22H215V21L220 22L219 19H221V18H219ZM250 16H251V15H250ZM250 16H249V17H250ZM253 16H254V15H253ZM194 17H195V16H194ZM198 17H199V15H198ZM201 17H202V16H201ZM209 17H210V16H209ZM209 17H208V19L210 20L212 17H210V18H209ZM251 17H252V16H251ZM251 17H250V19H251ZM256 17H257V16H256ZM196 18H197V16H196ZM217 18H218V20H217ZM229 18H227V19H225V20L227 21ZM246 18H248V17H246ZM246 18H245V19H246ZM254 18H255V17H254ZM254 18H253V19H254ZM257 18H258V17H257ZM257 18H256V19H257ZM201 19H202V18H201ZM208 19H206V20H208ZM239 19H240V18H237V20H239ZM248 19H249V18H248ZM250 19H249V20H250ZM261 19H262L263 22H264V17H263V18L261 17ZM120 20H121V19H120ZM209 20H208V21H209ZM242 20H243V19H242ZM259 20H260V19H259ZM259 20H258V21L256 20V21L259 22ZM262 20H260V22H259L258 24H261V21H262ZM166 21H167V20H166ZM208 21H206V22H208ZM230 21H231V20H230ZM232 22H233V21H232ZM235 22H236V21H235ZM240 22H241L242 24H244L243 22H245V20H244V21H241V20H240ZM208 23H209V25H210V22H208ZM216 23H217V22H216ZM216 23H215V24H216ZM222 23H223V22H222ZM228 23H230L229 25H231V22L228 21ZM251 23H253V22H251ZM251 23H250V24H251ZM196 24H197V23H196ZM205 24H206V23L204 22V24L201 26V31L203 30L202 28H203V26H204ZM224 24H225V23H224ZM235 24H236V23H235ZM254 24H255V23H254ZM154 25H155V24H154ZM179 25H180V24H179ZM179 25H178V26H179ZM200 25H201V24H200ZM209 25H208V26H209ZM212 25H214V24H212ZM219 25H220V24H219ZM221 25H222V24H221ZM233 25H234V24H233ZM237 25L239 26V25H241V24H239V22H238ZM256 25H257V24H256ZM256 25H255V26H256ZM191 26H192V25H191ZM196 26H197V25H196ZM206 26H207V24H206ZM208 26H207V27H208ZM210 26H211V25H210ZM210 26H209V28H211ZM226 26H227V25H226ZM242 26H243V25H242ZM252 26H253V25H252ZM262 26H263V25H262ZM262 26L260 25V28H261ZM123 27H124V26H123ZM152 27H153V26H152ZM199 27H200V26H199ZM219 27H220V26H219ZM223 27H225V26H223ZM223 27H220V28H223ZM231 27H232V26H231ZM233 27H234V26H233ZM256 27H258V26H256ZM256 27H253L252 30H257L258 28L256 29ZM111 28H112V27H111ZM196 28H198V27H196ZM213 28H214V27H213ZM226 28H228V27H226ZM248 28H251V26H249ZM254 28H255V29H254ZM263 28H264V27H263ZM166 29H167V28H166ZM189 29H190V28H189ZM189 29H188V30H189ZM204 29H205V27H204ZM207 29H208V28H207ZM207 29H206V31H207ZM229 29H230V27H229ZM158 30H159V29H158ZM180 30H181V29H180ZM182 30H184V29L182 28ZM199 30H200V29H199ZM208 30H209V29H208ZM211 30H212V29H211ZM240 30H241V29H240ZM258 30H259V29H258ZM262 30H263V32H264V29H262ZM189 31H190V30H189ZM212 31H214V30H212ZM218 31H219V30H218ZM248 31H251V30L248 29ZM260 31H261V30H260ZM171 32H172V31H171ZM197 32H200V31H197ZM204 32H205V30H203L202 34H203ZM208 32H209V31H208ZM251 32H252V31H251ZM254 32H255V31H253L252 33H254ZM130 33H131V32H130ZM205 33H206V32H205ZM225 33H226V32H225ZM257 33H258V32H257ZM261 33H262V31H261ZM165 34H166V33H165ZM220 34H221V33H220ZM248 34H249V33H248ZM248 34H247V35H248ZM259 34H260V33H259ZM197 35H198V34H197ZM203 35H204V34H203ZM203 35H202V38H203ZM206 35H207V34H206ZM222 35H223V34L219 35L218 37H220V36H222ZM229 35H230V33H229ZM250 35H251V34H250ZM255 35H256V33H255L254 35L252 34L253 37H254ZM146 36H147V34H146ZM163 36H164V35H163ZM223 36H224V35H223ZM226 36H227V35H226ZM226 36H224V37L226 38V41H225L224 44L228 43V42H227V41H228V40H227L228 38H227ZM236 36H237V35H236ZM248 36H249V35H248ZM257 36L260 37V38H258V39H261L264 35H261V34H260V36H259V35H257ZM257 36H255L254 38L257 39ZM164 37H165V36H164ZM200 37H201V36H200ZM209 37L212 38L211 35H210ZM214 37H215V35H214ZM218 37H216V42H217V40H218V39H217ZM232 37H233V36H232ZM253 37H251V38L253 39ZM187 38H188V37H187ZM198 38H199V37H198ZM196 39H197V38H196ZM220 39H222V37H220ZM232 39H233V38H232ZM243 39H244V38H243ZM245 39H246V38H245ZM263 39H264V38H262L261 40H263ZM164 40H165V38H164ZM167 40H168V39H167ZM207 40H209V38H208ZM222 40H223V39H222ZM222 40H221V41H222ZM230 40H231V39H230ZM241 40H242V39H241ZM195 41H196V40H195ZM197 41H199V39H198ZM197 41H196V42H197ZM200 41H201V40H200ZM203 41H204V39H203ZM214 41H215V40H214ZM221 41L219 40L220 43H218V44L220 45V47L222 46V48H223V46H225V45H221ZM252 41H254V39H253ZM124 42H126V41H124ZM124 42H123V43H124ZM138 42H139V41H138ZM166 42H168V41H166ZM170 42H171V40H170ZM176 42H177V41H176ZM178 42H179V41H178ZM184 42H185V41H184ZM191 42H192V41H191ZM207 42H209V41H207ZM207 42H206V44H207ZM212 42H213V41H211L210 43H212ZM216 42H214V44H215L216 46H218V48H219V45H217ZM223 42H224V41H223ZM229 42H230V41H229ZM232 42H234V41L232 40ZM258 42H259V40H258ZM258 42H257V40H256V42L254 43V45H256V43H258ZM261 42H262V43H261ZM261 42H259V44H261L260 46H259V44H258V46H259L260 48H259V47H258V48L255 47V48H254V50H255V52H256V55H255V56L257 57L256 60H257V63L260 65V67H261V65H264V50H261V47H262V49H263L264 41H261ZM192 43H193V42H192ZM199 43H200V42H199ZM203 43L205 44V42H203ZM210 43H209V44H210ZM238 43H239V42H238ZM248 43H249V42H248ZM117 44H118V43H117ZM162 44H163V43H162ZM172 44H173V43H172ZM178 44H179V43H178ZM196 44H197V43H196ZM204 44H203V46H204ZM212 44H213V43H212ZM212 44H210L209 47L212 46ZM214 44H213V48L218 50V48H216V46H214ZM244 44H245V42H244ZM252 44H253V43H252ZM181 45H182V44H181ZM192 45H193V44H192ZM198 45H199V44H198ZM207 45H208V44H207ZM245 45L247 46V44H245ZM245 45H244V46H245ZM182 46H183V45H182ZM182 46H181V48L183 49ZM196 46H197V45H196ZM256 46H257V45H256ZM160 48H161V47H160ZM196 48H197V47H196ZM222 48H220V49H222ZM243 48H244V47H243ZM243 48H242V49H243ZM245 48H246V47H245ZM251 48H252V47H251ZM59 49H60V48H59ZM156 49H157V48H156ZM189 49H190V48H189ZM198 49H199V48H198ZM200 49H201V48H200ZM203 49H204V52H203V50L201 49L202 51H201L200 53H201V54L205 53V55L208 54V53L211 54V52L213 53V51H214V52L216 51V50H213L212 48H211L212 51H209V48H208V50L205 51V49H207V47H205V48H203ZM211 49H210V50H211ZM256 49H258V50H256ZM259 49H260V50H259ZM126 50H127V49H126ZM192 50H193V49H192ZM254 50H253V52H254ZM150 51H151V50H150ZM181 51H182V50H181ZM181 51H180V52H181ZM184 51H186V50H184ZM235 51H236V50H235ZM235 51H234V52H235ZM251 51H252V50H251ZM152 52H153V51H152ZM155 52H156V51H155ZM180 52H179V53H180ZM188 52H189V51H188ZM193 52H194V51H193ZM220 52H221V50H220ZM226 52H227V51H226ZM158 53H159V52H158ZM163 53H164V52H163ZM191 53H192V51H190V56H191ZM196 53H197V54H196ZM215 53H216V54L213 53L214 56L217 55L218 52L216 51ZM248 53H250V52H247V51H246L245 54L247 55ZM161 54H162V53H161ZM166 54H167V53H166ZM171 54H173V53H171ZM195 54H196V55H199V56L197 57L198 60H199V57L201 58V56H202V55H200V54L198 53V51H196V52L193 54V56H191V57L195 58V57H196V56H194ZM234 54H236V53H234ZM234 54H233V55H234ZM251 54H252V56H253V53H251ZM251 54H250V55H251ZM153 55H154V54H153ZM162 55H163V54H162ZM182 55H184V54L182 53ZM203 55H204V54H203ZM226 55H227V54H226ZM58 56H59V55H58ZM58 56H57V57H58ZM61 56H62V55H61ZM154 56H155V55H154ZM156 56H157V55H156ZM160 56H161V55H160ZM209 56H210V55H209ZM212 56H213V55H212ZM218 56H219V54H218ZM218 56H215V57L217 58ZM228 56H229V55H228ZM234 56H235V55H234ZM248 56H249V55H248ZM65 57H66V56H65ZM171 57L173 58L174 56H171ZM178 57H179V56H178ZM188 57H189V56H188ZM188 57H187V59H188ZM202 57H203V56H202ZM215 57H214V58L211 57L210 60L212 59V60L215 62V59H216ZM220 57H223V56H220ZM58 58L60 59V56H59ZM58 58L55 59L54 62L56 63V65H55V64H54V65H55L56 68L59 69L60 72L63 73V72L66 70L67 67H66V65H65L66 68L64 67L65 69H64V68L62 69V67H61L62 65L60 66V64H61L62 62H64V60L61 61V60H59ZM153 58H154V57H153ZM158 58H159V57H158ZM162 58H163V57H162ZM162 58H159V59H162ZM204 58H206V56H205ZM246 58H248V57H246ZM246 58H245V59H246ZM249 58H252V57H249ZM61 59H62V58H61ZM146 59H147V58H146ZM156 59H157V58H156ZM175 59H176V58H175ZM178 59H179V58H178ZM189 59H190V57H189ZM191 59H192V58H191ZM197 59H196V61L198 62ZM208 59H209V57L207 58V60H208ZM243 59H244V58H243ZM253 59L255 60V58H253ZM253 59H252V61H253ZM137 60H138V59H137ZM141 60H142V59L140 58V61H141ZM157 60H158V59H157ZM157 60H156V61H157ZM166 60H168V59H166ZM166 60H165V58H164V62H166ZM180 60H181V61H180ZM180 60H178V61H180L181 64H182V58H181ZM193 60H194V59H193ZM202 60H203V59H202ZM204 60H205V59H204ZM207 60H206V62H207ZM210 60H209V61H210ZM219 60H220V59H219ZM219 60L217 59V61H219ZM226 60H227V59H226ZM231 60H232V59H231ZM231 60H230V61H231ZM235 60H236V59H235ZM235 60H233V61L235 62ZM246 60H247V59H246ZM58 61H61L60 64H59ZM125 61H126V60H125ZM151 61L153 62L152 66L150 65L151 68H152L156 61H153V60H151ZM151 61H150L149 64L152 63ZM158 61H159V62H160V61L163 62V59H162V60H158ZM158 61H157L158 65H157L156 67L159 66V62H158ZM178 61H177V63H178ZM236 61H237V60H236ZM244 61H245V60H244ZM247 61H248V60H247ZM247 61H245V62H247ZM50 62H51V61H50ZM127 62H128V61H126V63H127ZM135 62H136V61H135ZM164 62L162 63L163 65H164V64H168L167 62H166V63H164ZM194 62H195V61H194ZM202 62H203V61H202ZM210 62H212V61H210ZM214 62H212V63H210V64L212 65ZM240 62H243V61H240ZM248 62H249V61H248ZM67 63H68V62H67ZM123 63H124V62H123ZM138 63H140V62H138ZM138 63H137V65H136L135 67H134V66H133V68H129V67H127V69L125 68L126 70H124V71H125V74H126V75H125V78L127 79L128 87H129V88H128V89H129V90H128V92H129L128 95L131 97V99H133V100H132V101H133L132 103L135 104V106H136V104H138V102L140 101V99H141L143 102L146 101L148 104H149V102H150V104L152 105L151 98H152V100H153V97H155V98L157 97V98H158V96H159L160 94L163 95V93H165V95L170 94V93H167V94H166V92H169V91H171V90L173 91L174 88H175V90H174L173 92L171 91L172 93L178 91V90H176V88H177V89H178L179 87L181 88V86H182V87H184V86L187 87V85H185V84L187 83L186 79H188V78H187L186 76H187L188 73H189L190 75H195V74H193L194 72H197V71H198L199 74H200V72H201L202 75L206 74V75H205L206 77H205V76H204V77L202 76V78H203V79L206 78V79L208 80V78H209V77L211 78L212 76H211V75L209 76V74H207V71H209V73L211 72L210 74H212V72H213V70H212V71L208 70L210 67H207V68H205L207 71L205 70V73L203 74L202 70H200V69H201V66H200L199 64H200L201 62L199 61V64H198V65H197V63H195V64H196L198 67L200 66V68L197 70L198 67L196 66L197 68H196L195 70L192 69V70L194 71V72L191 71L192 73H191L190 71H187L188 73L185 72V73H186V74H185V73L183 72V71H184L183 69L178 71L179 74H180V77H181V75H183V73L185 74L183 77H185V78H184V79H185L184 82H185V81H186V82H185L184 84H182V82H183V80H182V81H181V84H180L179 82H180V80H181L182 77L180 78L179 75H178V77H177V73H178V72L176 71V70L179 69L180 67H179V68L176 67L177 69H175V72H177V73L174 74L175 72H174V73L171 72V73H173L174 75H176V77L173 76V78L175 77V78L173 79V78L170 76V78H172V80H174V81H172L173 85L175 84V85H174L175 87H174L173 85H171V86L168 85L169 82H170V84H172V83H171V80L168 82V78H169V75H170V74L167 76V73H166V72H168V71H166V70H167V68H168V70H169V67H166V65H165L166 70H165V68L161 69V68H160L161 66L158 67L159 70L161 69V71H160V75H161V74L163 75V73L165 72L166 74L164 73L165 75H163V77H165V76L168 77V78L166 77L167 79L165 78L166 80L164 79V81H163V78L161 77V76H162V75H161V76H160L161 79H162V81H161V80L159 79L158 75H157V71H158V70L155 69V68H156V67H155L156 64L154 65L155 68H152L153 70L150 69V66H149V64H148V66H149V73H150L151 77H150V80H149V79L146 80V79H144V75H146L147 73L144 74L143 76H141V75L143 74V72H141V70H139L141 67L138 68V66H140V64H138ZM170 63H171V62H169V65H170ZM204 63H205V61L202 63L203 66H204ZM222 63L225 65L224 62H222ZM255 63H256V61H255ZM57 64L59 65V67L57 66ZM64 64H66V62H64L63 65H64ZM124 64H125V63H124ZM124 64H123V65H124ZM127 64H128V66H130L129 63H127ZM141 64H143V63H141ZM144 64H145V63H144ZM160 64H161V63H160ZM162 64H161V65H162ZM188 64H189V63H188ZM193 64H194V63H193ZM193 64H192V65H193ZM195 64H194V65H195ZM202 64H201V65H202ZM230 64H231V63H230ZM244 64H245V63H244ZM248 64H249V63H248ZM250 64H251V63H250ZM163 65H162V66H163ZM205 65L208 66V63H207V64L205 63ZM211 65H210V66H211ZM213 65H215V63H214ZM216 65H217V63H216ZM220 65H222V64H220ZM220 65H219V66H220ZM224 65L222 66L223 69H224ZM233 65H234V64H233ZM235 65H238V66H239V65H241V63H240V64H235ZM124 66H126V65H124ZM146 66H147V65H146ZM170 66H171V65H170ZM203 66H202V69H203ZM243 66H245V65H243ZM246 66L248 67L247 64H246ZM246 66H245V67H246ZM68 67H69V66H68ZM143 67H144V65H143ZM163 67H164V66H163ZM204 67H205V66H204ZM236 67H237V66H236ZM256 67H257V66H256ZM260 67H259V68H260ZM56 68H54V69H56ZM69 68H70V67H69ZM182 68H183V67H182ZM192 68H194V67H192ZM214 68H216V67H214ZM214 68H212V69H214ZM217 68H218V67H217ZM219 68H220V67H219ZM225 68H226V67H225ZM232 68H233V67H232ZM242 68H243V67H242ZM242 68H241V69H242ZM249 68H250V67H249ZM235 69H236V68L234 67V70H235ZM255 69H256V68H255ZM51 70H52V68H51ZM144 70H145V69H144ZM151 70H152V71H151ZM162 70H164V71H162ZM170 70L173 71L174 69H173V70L170 69ZM170 70H169L168 73H170ZM187 70H188V69H187ZM196 70H197V71H196ZM199 70H200V71H199ZM216 70L218 71V69H216ZM216 70L214 71V72H215V75H216V73H217ZM220 70H221V71H220ZM220 70H219L220 72L224 71V70H222L221 68H220ZM227 70H228V69H227ZM263 70H264V68H263ZM46 71H47V70H46ZM48 71H49V70H48ZM57 71H58V70H57ZM66 71H67V70H66ZM146 71H147V70H146ZM150 71H151V72H150ZM185 71H186V70H185ZM225 71H226V70H225ZM225 71H224V72H225ZM235 71L238 72V71H242V70H240V68H239L238 71H237V70H235ZM53 72H56V71L54 70ZM181 72H183V73H181ZM198 72H197V73H198ZM214 72H213V74H214ZM228 72H230V71H228ZM228 72H227V74L224 73V75H226V80H227V78H228ZM248 72H249V71H248ZM248 72H247V73H248ZM254 72H255V71H254ZM56 73H57V72H56ZM58 73H59V72H58ZM66 73H67V72H66ZM149 73H148V74H149ZM158 73H159V72H158ZM197 73H196V74H197ZM222 73H223V72H222ZM222 73H221V74H222ZM32 74H33V73H32ZM41 74H44V75H45V72H44V73L42 72ZM46 74H47V73H46ZM54 74H55V73H53V75H54ZM59 74H60V73H59ZM64 74H65V72H64ZM173 74H172V75H173ZM189 74H188V76H189ZM199 74H197V75L199 76ZM201 74H200V75H201ZM213 74H212V75H213ZM217 74L219 75V72H218ZM229 74H230V73H229ZM232 74H233V71H232ZM244 74H245V73H244ZM248 74H249V73H248ZM257 74H258V73H257ZM19 75H21V74H19ZM29 75H30V76H29ZM33 75H34V77L36 76L35 74H33ZM51 75H52V74H51ZM62 75H63V74H60V75L58 76V74H57V76H58V78H59V81H58V78H56V77H57L56 75H55L56 77H55V76H52V77H55V79H57L56 81H58V82H60V83H61V82L63 83V80H65L66 76H64L65 78L63 77V80L60 81V80L62 79V78H61ZM67 75H68V74H67ZM215 75H213V76H215ZM218 75L216 76V79H217L218 81L221 79L220 77H224V75H222V76H221V75L218 76ZM262 75H263V74H262ZM31 76H32V75H31L30 73H28V71H27V74L25 75L24 78H22V81H20V84H19V85H21V83H22L23 86H21V88H20L19 85H16V86H18V87L20 88V89L18 88L17 91H16L17 88H15V87L13 86V85H14V82H16V81H11V80H10V81H8V80L6 81V79H5V80H4V81H5V82H4V84H5L4 89H2L3 87L1 88V90H2L3 92L0 90V93H2V94H1L2 96L0 97V98H2V99L0 100V101H1L0 105L2 104V100L5 101V102H4V101H3V102L6 103V105L9 103V104H8L9 106L7 105L9 109L6 108V110H7V109L9 110L8 114L5 113V112H7L8 110L2 112V111L4 110V108H5V107L3 106L4 104L2 105L4 108L2 107V109H1L2 111L0 112V123H1V122H2V123L4 122V124H5L6 128H7V130H9L10 133H9V131H6V130H5L4 132H6V133L12 135V138H11V139H10V137H9V139H8V137H5L6 134H3V135H4V136H3L1 132H2V130H4L5 128L3 129V127H2V130H0V131H1V132H0V133H1V134H0V146L3 147V146L6 145L7 143H10V144H9L10 146H11V144H12L11 147H13V146L15 147L14 150H12L13 148L11 149L13 152L11 151L10 153L8 152V151H9V150H8V146H4V147H7V150H5L6 148L4 149L5 151H2V148L0 147V164L2 163V164H1V166H2L3 163H4V161H3V156H4V160L7 158V156H6L5 153H4V155H3V152H8V154H9L8 156L11 155V156H10L11 161H10V160H9V161H6V164H5L6 166L4 165V166H5L4 169L7 168V169L11 170V169L13 168L12 170H14V168H18L17 170H20V171H17L16 174H20V173H22L21 170H23L24 168L26 169V167L23 168V162H26V160H27V161H30V162H31L30 164L33 163V165H34V163H35L36 165H37V163L39 164V159H38L37 157H40V156H41V155H40L41 153H40L39 156H38L37 153L40 152V150L37 148L38 145H39V144L37 145V143H39V142H37V141H39V140L35 139V138L37 137V136H35V135H36V134L39 135V134L36 133V131L39 130L38 132L40 133V129H43L42 131L44 132V134H49L48 131H46V130H50V129H52V128H53L52 125H56V122H59V120H60V122H62V120H61L62 118H63V119H64V118H67V119H68L67 121L64 120L65 122H67L66 124L64 123V124L66 125V129H67V127H68L67 125H69V123L72 121V119H71L70 116H68V115H69V114H73V115H74L73 112L75 111V110L73 111L72 108H71V111H72V113H71V112H70V107H72L76 102H73L74 100H72L71 102L74 103L73 105L70 104V103H68V104H70V105H72V106L69 105L70 107H69L68 109H66V110H67V111H66V110L64 109V108H65L64 105H66V103H67L66 100H68L70 97L73 98V96H74V98H77L76 101L79 100V99H80V100H81V99L83 100V98H80V97H87L86 95H87L88 93H89V96H90V92H88L87 89H86L87 92H86V90H85V92H86V93H85V92H83V91L77 89V86H76V89H75V86L73 85V88L68 87V89H71L70 91L72 92L73 95L71 94V96H69L68 99H67V96H66V95H67V94H68V95L70 94V92H68V93H66V95H65V96H66V100H65V97L63 98V100L66 101V102H64L65 104H62V102L59 101V100H57L58 103H55V101L53 102L52 100H50L52 104L49 103V105H51V106H50L51 108H50V110H49V108L47 107L48 105H47V106H46V105H43V104H46V103H44V101L46 102V100L43 98V100H44V101H43V100L41 99L42 97H41L37 92H36V94H37L38 96H40V97L35 96V95H36L35 92H34V94H35L34 96H31V94L28 93V92L31 91V89L28 90V89L30 88L29 86H34V82H35L34 78H31L32 80H31V79L29 80L28 77H31ZM39 76H40V74H39ZM39 76H38V79H39ZM41 76H43V75H41ZM41 76H40V79L42 78ZM45 76H46V75H45ZM47 76H48V75H47ZM60 76H61V77H60ZM207 76H209V77L207 78ZM243 76H244V75H243ZM248 76H249V75H248ZM22 77H23V76H22ZM52 77H51V78H52ZM68 77H69V76H68ZM190 77H191V76H190ZM190 77H189V79H190ZM200 77H201V76H200ZM217 77H218V78H217ZM232 77H233V76H232ZM234 77H236L235 79L237 80V76H234ZM246 77H247V76H246ZM256 77H257V76H256ZM262 77H263V76H262ZM19 78H21V76H19ZM146 78H148V77L146 76ZM176 78H179L180 80H179V79L177 80ZM214 78H215V77H214ZM214 78H211V79L214 80ZM219 78H220V79H219ZM243 78H244V77H243ZM249 78H250V77H249ZM249 78H248V79H249ZM35 79H36V77H35ZM38 79H37V80H38ZM42 79H43V78H42ZM42 79H41L40 82L43 83ZM52 79H53V78H52ZM55 79H54V80H51L52 83H56ZM143 79H144V81H143ZM175 79H176V82L179 81V82H178L179 84H177V83L175 82ZM189 79H188V80H189ZM191 79H192V81H191ZM191 79H190L189 81H191V82L194 81V82H195V80H196L199 84H197V83H195V84L193 83V84H192L191 82H189V83H190V84H188L189 88L187 87L188 90H189V92L186 93V92L184 91V92L186 93V97H184V95H183V97H182V99H183V98H186V102L184 103L185 100L183 99L184 101H182V103L187 104V100H188L187 98L189 97V95H187L188 93H190L191 95L194 94L193 96H195V97L198 95L197 98L199 97L200 94H201V95H202V94H205V95H204L205 97L203 96L204 99L207 97V96H206V93H207V92H208V93L211 92V93L213 94L211 88L209 87V84H210V83L207 82L206 79H204L203 83L199 80L200 78L198 79V80H199V81H198L196 76L194 77L195 80H193V76H192ZM211 79H210V82L212 81ZM223 79H224V81H226L225 78H223ZM223 79H222V80H223ZM233 79H234V78H233ZM239 79H240V78H239ZM241 79H242V78H241ZM244 79H245V78H244ZM13 80H14V79H13ZM26 80H28V81H26ZM33 80H34L33 84L30 85V84H29V81L32 82ZM228 80L230 81V79H228ZM38 81H39V80H38ZM45 81H47V80H45ZM53 81H54V82H53ZM71 81H72V80H71ZM165 81L168 82V84H165V83H166ZM229 81H228V82H229ZM242 81H243V79H242ZM247 81H248V80H247ZM25 82H28V84H27V83L25 84ZM40 82L35 83V85H36V84H40ZM64 82H65V81H64ZM66 82H67V81H66ZM161 82H164L165 87H166V85H168L170 88L167 89V88H168V86H167V88L164 89L165 87L163 86V84H162ZM200 82H201L202 84H201ZM204 82H205V84L207 83L208 86L205 85ZM214 82L216 83L217 81H214ZM228 82H224V83H227V84H228ZM235 82H236V81H235ZM237 82H238V81H237ZM251 82H252V81H251ZM17 83H19V81H17L16 84H17ZM42 83H41V84H42ZM60 83H58V85H57L58 87H59ZM67 83H69V82H67ZM211 83H212V82H211ZM219 83H220V84H224V83H222V81H221V82L219 81L218 84H215V85H220ZM233 83H234V82H233ZM243 83H244V82H243ZM259 83H260V82H259ZM259 83H258V84H259ZM48 84H49V83H48ZM72 84H73V83H72ZM75 84H76V82H75ZM227 84H225V85H227ZM236 84H237V83H236ZM253 84H254V86L251 84L253 87L257 86L258 88H260L259 85H260L261 83L258 85L257 82H256V83L254 82ZM255 84H256V85H255ZM262 84H263V83H262ZM25 85H27V87H29V88H27V92H26V88H25L26 86H25ZM53 85L56 86L55 84H53ZM61 85H62V84H61ZM66 85H67V84H66ZM179 85H181V86H179ZM213 85H214V84H213ZM213 85L211 86V84H210L211 87H213ZM215 85H214V87L216 88V90H218L217 87H218L220 90H222L221 87H219V86H215ZM234 85H235V84H234ZM242 85H244V84H242ZM11 86H13L14 88H12ZM38 86H39V85H38ZM40 86H41V85H40ZM54 86H53V87H54ZM63 86H64V85H63ZM63 86H62V87H63ZM229 86H230V88H231V86H232L231 83L229 84ZM239 86H241V85L239 84ZM249 86H250V85H249ZM263 86H264V85H263ZM263 86L261 85V88H262V89H260V94H261V90H263V88H264ZM44 87H45V86H44ZM44 87L41 86V89L43 88V89H42L43 91H45V90L47 89V88L45 87V90H44ZM49 87H50V89L52 88V90L55 89V88L53 89V87H51V86H49ZM60 87H61V86H60ZM78 87H79V86H78ZM163 87H164V88H163ZM172 87H174V88L171 89ZM186 87H184V89L187 91ZM208 87L210 88L209 90H208ZM222 87H223V86H222ZM247 87H248V86H246V88H247ZM11 88L14 89V90L16 91V94H17V92L19 93L18 96H16L15 91L12 92ZM31 88H32V87H31ZM34 88L37 89L38 87H37V88L34 87ZM39 88H40V87H39ZM39 88H38V89H39ZM63 88L65 89V88H67V86H65V87H63ZM79 88H80V87H79ZM87 88H88V87H87ZM215 88H213V89H215ZM238 88H239V87H238ZM244 88H245V87H244ZM35 89H34V90H35ZM56 89H57V88H56ZM68 89H66V92H67ZM84 89H85V88H84ZM184 89L182 88V90H184ZM226 89H228V87H226ZM231 89H232V88H231ZM32 90H33V89H32ZM52 90H51V91H52ZM60 90H61V88H60ZM62 90H63V89H62ZM62 90H61V91H62ZM166 90H167V91H166ZM179 90L183 93V91H182L181 89H179ZM210 90H211V91H210ZM216 90H213V91H215V92H214L215 94L218 92V91L216 92ZM220 90H219V93H218L219 95H220L221 93H223V92H221ZM235 90H236V89H235ZM239 90H240V91H239V92L237 91V92L240 94L241 92H243L244 89H243V88H242V89L240 88ZM257 90H258V89H257ZM35 91H36V90H35ZM38 91H39V90H38ZM47 91H48V89H47ZM47 91H46V92H47ZM51 91L49 90L48 92L51 94V93L53 92V91H52V92H51ZM68 91H69V90H68ZM180 91H179V92H180ZM222 91H224V90H222ZM226 91H227V90H226ZM233 91H234V90H233ZM246 91H247L248 93H247ZM246 91H244V94H247V95L249 96L250 88H248V90H246ZM252 91H253V89H252ZM252 91H251V92H252ZM254 91H255V89H254ZM40 92H41V91H40ZM40 92H39V93H40ZM48 92H47V94H48ZM55 92H56V90H55L53 93H55ZM82 92H83V93H82ZM179 92H178V94H179ZM181 92H180V94H182ZM194 92H196V94H195ZM220 92H221V93H220ZM237 92H236V94H235V92H234L235 95H234L233 93H232V94L235 96V98L238 97V100L241 101V99H239V96H240V95L244 96V94L241 93L239 96H236V95H237ZM245 92H246V93H245ZM251 92H250V93H251ZM31 93H33V92H31ZM42 93H43V92H42ZM56 93H57V92H56ZM56 93H55V94H56ZM59 93H62V92H59V89H58V94H59ZM63 93H64V92H63ZM211 93H210V95H211ZM224 93H225V92H224ZM230 93H231V92H230ZM253 93H254V92H253ZM256 93H257V92H256ZM29 94H30V95H29ZM47 94H45V95H47ZM215 94H213V95H214V96H217V95H215ZM226 94H229L228 91L226 92ZM251 94H252V93H251ZM260 94H258V97H257L256 95H254V96H256V97L252 96V97H254V98L250 97L251 95L249 96V97H250V100H251V98L253 99V100H252L253 102L250 101L249 99H247L248 97H247V98H246V97H243V98H242V101H241L243 104L240 103V105L238 106L237 109H236V107H235V111H234L235 114L233 113V115H232V109H233L232 107H231V108H225V109H227V110H226L225 112L222 111L223 114L221 113V115H220L219 112H221L220 110H221L222 108H220V110L217 109V108H218L217 106H218L219 104H221L222 101H223V104L225 103V102H224L225 100L228 102V101H229L228 98H233V95L230 96V97H229V95H227L228 97L225 96L224 94H223V95H220L221 97H222V96H223V97L225 96L226 98L224 99V98L222 97V98H221V103H218V105H217V102H218V99H217V98H219V95L217 96V98H215V97L213 96V97H214L213 100H212V96H211V102H210V103H212V101H216L215 99H217V102H216V104H215V105H217V106H216L217 108L215 107V105H213L214 102H213L211 105L209 104L210 107L207 105V103L209 102V101L207 100L208 98L204 100L203 98L199 97V98H201V99H198V100H200V101L203 100L204 102L206 101V103H204L203 101H202V102H203V103H202V102H199L197 99H196V100L193 99V96H192V99L195 100V101H197V103L199 102V104H201V103L203 104V105L201 104L202 107L205 106V107H204L205 110H206V108H207V106H208V107L211 108V109L213 108V112L210 111L209 108H207L206 111L203 110L204 108H201V110H200V109H199V106H200V105L197 104V103L194 101L193 103H194V104L196 103L198 108L196 109V107L193 106V107L191 108V110H192V109H195V110H194V111L192 110V111H193V112L191 111L192 113L188 110V111L192 114L191 116L189 115L190 113H189L188 111L185 110L186 107H187V109H188V107H189V109H190V106H187V105H186V107H185V106H182V107H181V110H180V109H178V108H180V107L176 106V107H178V108H176L175 105H174L175 103L173 102L174 104H173V103H172V104H173V106L175 107L176 110L174 109L173 112H172V111L170 110V108H169L168 110H170V111L167 112V113L170 114V112H171V113H173V114L176 113V114H178V115H179V114H180V115L182 114V116H183V113H182V110H183V109H182V108L184 107L185 113H187V114L189 115V117H188V116H186V114L184 113V115L186 116V117H185V118H186V119H185V122L182 120V118L180 119L181 121H180V120H177V119L175 118L177 121H180L181 123L184 122V123L187 124V126H186V124L184 125V126H185L184 128H183V126H182V128L184 129V131L182 130V128L180 129L181 126H180V127L178 126L179 129H180V131L171 128V129H172L171 131H174V130H175L176 132H178V135H175V136H177L175 139H173V136H174V134H175L176 132H175V133L172 132L173 134L170 133V132H171L170 129H169L170 125H168V128H167V125H163V122H160L161 119L163 118V114H162V113H160V115L162 114V117L159 116V117L157 118V121L160 120V121H158L157 124H159L158 126H160V125H162V127L165 126V127L168 129V131H170V132H169L170 134L168 135V138H167V137H165L164 135H162V134H164V133H162L161 131H160L161 133H159V134H158V133H154V132H157V131L159 132V130L162 128V127H159V130H158V128H157V124H156V131L153 132V130H152V129H153V128H152V124L154 125L155 122H157V121H155L156 119L154 120L153 118H154V117L156 118V117L159 115V112H161V111L158 112V111L155 110L156 112H154V111L152 110V111L155 113V114H153V115H157V114H158L157 116H154V117L152 116V117H153V118H152V117H150L151 114H152V112H149V111H150V109H153V106H151L152 108H150V109H149V107H150V106H149L148 109H147V108H144V109H147V110H148L147 114L149 113L150 115H147V114L144 115V114H143V110L140 111V110H141L140 107L143 106V105L140 106V105H141L140 103H143L142 101H140V103L138 104V105L140 106V107L138 106V107H139L138 111H140V113L144 115L142 118H144V119L147 118L146 121H147L148 119H151V120H149L151 126H150V125L147 126L146 124H144V125H146L148 128L151 127L152 129H151V128H150V129L152 130V132H151L149 129L147 130L146 127L143 128L142 126H140L139 123L142 122L144 119H142V118L139 119L140 117H139V118L137 117L138 114H139L138 111H137V113H135V114H137V116H135V119H136V117H137V120H140V121H137L139 125L136 124V125H138V126H136V127H134L135 125L133 124V122H134L133 120H132V121H133L132 123H130V124L128 123V125H124V124H123V119H122L121 117H118V118H117V122L120 123V126L117 128L116 126L114 127V125H113V124L115 123V121H114L113 118H111L110 120L107 119V120H106L107 122L104 121V122H106V127L108 128V126H113L112 128H114V129H113L114 132H113L112 134H110V135L108 134V137H107L108 130L106 131L107 133L105 132V133H106L105 135H106V138H107V140H106V144H108V147H107V148H109V150H107V152H108V151L110 152V148H111V147H115V148L118 149V150H119V148H120L121 146H123V145L126 146V147H128V146L130 145V144H129V141H130L129 138H130V134H131V133H133V134L135 135V137H134V136H132V134H131V137L137 138L136 136H138L139 139L142 138L141 140H144L143 138H149V139L151 138V139L154 141V144H153V141H152V144H153V145H157L159 148H161V149H166V150H168V151H171L172 153H173V152L176 153L177 150L175 151L174 149H175V147H177V146H179V148L177 147V148H178V151H181V150H179V149H181V148H180V145H182V144H183L184 146H188V147L190 146L191 149H192V148H195V149H196V147L199 145V135H202V136L205 135V136H206V133H208V132H206L207 130H206L205 128H206V127L208 128V126H209V125H207L206 127L204 126V128H200V130H202V131L198 130L197 128H199V127H198L199 123H198V124H195V123H197V122H196V116H198V115H199V119H197V121H198V120H202V121H203L202 118H206L207 121H209V119H210L209 117H212L211 119H213V120L216 119V121H217V119H218V120H222V116H223V117L225 116V117L227 118V121H228V120L230 121V122H229L230 124L225 122V124H227V125L229 126V127H228L229 131H228V130H226V131L229 132V133H230V131L233 132V134H231V135L233 136V138H236V137H237L236 139H237V141H239L238 138L240 137V135H242L243 133H244V134L247 133V132H245V131L242 132L243 130H241V134L239 133V132H240V129H241V124L244 123L243 121H245L246 119L250 118V116H253V117H254V115H255V111H253V110L251 109L252 106H253L252 108L256 110V115H255V117L258 116L257 120L254 118V120H256L255 123H256V124L258 123V124L260 125V128H261V126H262V129H263V125H264V122H263V120H264V113H261V114H260L261 109H258V111H257V109H256V107H255L256 104H257V102L261 101V98H263L262 100L264 101V96L262 97ZM41 95H42V94H41ZM48 95H49V94H48ZM61 95H62V94H60L59 97H61ZM63 95H64V94H63ZM63 95H62V96H63ZM128 95H127V96H128ZM165 95H164V97H165ZM175 95L178 96V98H181V96H182V95H180V97H179V95H177V93H176ZM191 95H190V96H191ZM201 95H200V96H201ZM210 95H209V97H210ZM252 95H253V94H252ZM262 95H264V94H262ZM76 96H77V97H76ZM89 96H88L87 98H89ZM93 96H94V95H93ZM169 96H172V95H169ZM187 96H188V97H187ZM242 96H241V97H242ZM259 96H260V97H259ZM78 97H79V98H78ZM90 97H91V96H90ZM135 97H136V98H135ZM160 97H161V96H160ZM47 98H48V96H47ZM50 98H51V97H49V99H50ZM74 98H73V99H74ZM92 98H93V97H92ZM138 98H139V99H138ZM157 98H156V100H159V99H157ZM166 98H167V99H170V98L167 97V96L165 97V99H166ZM235 98H234V99H235ZM244 98H246L247 100L250 101V102H248V103H250V105L252 104L251 107H249V105L246 106V104H244V102H243V101H244ZM59 99H60V98H59ZM70 99H71V98H70ZM131 99H130V102H131ZM134 99H138L139 101H137V103H136V102H134ZM161 99H162V97H161ZM209 99H210V98H209ZM219 99H220V98H219ZM227 99H228V100H227ZM234 99H233V101H234ZM259 99H260V100H259ZM61 100H62V97H61ZM63 100H62V101H63ZM80 100H79V101H80ZM82 100H81V101H82ZM85 100H86L85 103H87V102L89 101V100L87 101V99H85ZM156 100L154 99L153 101H156ZM177 100H178V101H181V99H177ZM177 100H175V102H176ZM83 101H84V100H83ZM83 101H82V102H83ZM148 101H149V102H148ZM169 101H170V100H169ZM169 101H165V102L168 104V103H170ZM172 101H173V100H172ZM190 101H191V99H190ZM231 101H232V100H230V102H231ZM235 101H236V100H235ZM7 102H8V103H7ZM47 102H49V101L47 100ZM68 102H69V100H68ZM157 102H158V101H157ZM157 102H154V103L157 104ZM188 102H189V101H188ZM191 102H192V101H191ZM191 102H189L188 105H190ZM219 102H220V101H219ZM236 102H237V101H236ZM236 102H234L235 105H236ZM245 102L247 103L246 100H245ZM41 103H42V105H43L44 107H45V106L47 107V108H45V109H47V111H50V112H46V113H45V114L48 113V115H46V117H45V115H44V112H45V111H42L43 115H41L42 113L39 114V113H38L39 111L37 112L38 109H39V110H40V109H41V110L44 109V107H41ZM53 103H54V105H53ZM88 103H89V102H88ZM88 103H87V105H88ZM91 103H92V102H91ZM132 103H130V104H132ZM147 103H146V105H147ZM166 103H164L163 100H162V101L159 100V103H158V104H163V105H161V106L164 107V105H165ZM179 103H180V102H179ZM179 103H178V105H179ZM182 103H181V105H183ZM193 103H191V104L193 105ZM232 103H233V102H232ZM232 103H230V104H232ZM234 103H233L232 105H234ZM260 103H261V102H259V104H260ZM77 104H78V103H77ZM133 104H132V106H133ZM143 104H144V103H143ZM150 104H149V105H150ZM158 104H157V105H158ZM230 104H228V105L226 104L227 107H228ZM263 104H264V103H263ZM6 105H5V106H6ZM80 105H81V104H80ZM83 105H84V102H83ZM85 105H86V104H85ZM87 105H86V106H87ZM89 105H90V104H89ZM89 105H88V106H89ZM157 105H156L155 109H156V108H160V105H159V107H157ZM176 105H177V102H176ZM181 105H180V106H181ZM198 105H199V106H198ZM206 105H207V106H206ZM226 105H225V106H226ZM261 105H262V104H261ZM39 106H40V107H39ZM63 106H64V107H63ZM66 106H68V105H66ZM76 106H78V105H76ZM76 106H75V107H76ZM86 106H85V108L87 109L88 106H87V107H86ZM105 106L107 107V108L105 107V108H106V111H108V110L110 111V110H111V105H110L108 102H106ZM154 106H155V105H154ZM173 106H171V107H173ZM212 106H213V107H212ZM219 106H220V105H219ZM223 106H224V105H223ZM73 107H74V106H73ZM79 107H80V106H79ZM83 107H84V106H82V108H81L82 110L84 109ZM146 107H147V106H146ZM167 107H169V106H167ZM194 107H195V108H194ZM221 107H222V104H221ZM260 107H261V106H260ZM0 108H1V106H0ZM37 108H38V109H37ZM215 108H216V110H219V112H216V110H214ZM257 108H259V106H257ZM261 108H262V107H261ZM74 109H76V108H74ZM79 109H80V108H79ZM79 109L75 112L76 115L74 116V120H75L76 116H79V114H77V113H80V112H81V109H80V111H79ZM90 109H91V110H90ZM92 109H93V108H92V105H91V106H89V109H87V111L89 110V112H92ZM134 109H135V108L133 107V110H134ZM165 109H166V108H162L161 110H165ZM177 109H178V110H177ZM250 109H251V110H250ZM41 110H40V111H41ZM68 110H69V111H68ZM84 110H85V109H84ZM84 110L82 111L83 113H81V115L85 113L84 116H86V110H85V112H84ZM135 110H137V107H136ZM135 110H134V111H135ZM147 110H146V111H147ZM157 110H159V109H157ZM168 110H167V111H168ZM179 110H180V113H177V112H179ZM184 110H183V111H184ZM249 110H250V111H253V112H254V115H253V113H252L249 117H246L244 120L241 119L243 116L245 117V116H247V115L250 113ZM263 110H264V107H263ZM146 111H144V113H146ZM174 111H175V112H174ZM68 112H69V114H68ZM157 112H158V113H157ZM248 112H249V113H248ZM3 113H5V114H3ZM87 113H88V112H87ZM106 113H107V112H106ZM133 113H134V112H133ZM156 113H157V114H156ZM164 113H165V112H164ZM167 113H165L166 117L169 116ZM218 113H219V115H218ZM141 114H140V115H141ZM4 115H5V116H4ZM131 115H133V114H131ZM234 115H235V116H234ZM41 116H42V117L44 116V117H45V120H47V121H44V120H43L44 117L42 118ZM84 116H83V118L81 119L82 122H83V120H84V121L86 120V119H84ZM88 116H89V114H88ZM141 116H142V115H141ZM171 116H172V115H171ZM176 116H177V115H176ZM205 116H206V117H205ZM207 116H208L209 119L207 118ZM4 117H5L6 119H4ZM79 117H80V116H79ZM160 117H161V118H160ZM166 117L164 116V119H163L162 121H164ZM172 117H173V116H172ZM174 117H175V115H174ZM183 117H184V116H183ZM200 117H201V119H200ZM244 117H243V118H244ZM259 117H260V118H259ZM226 118H225V119H226ZM3 119H4V120H3ZM78 119H79V118H78ZM105 119H106V118H105ZM105 119H104V120H105ZM131 119H132V118H131ZM152 119H153V120H152ZM168 119H169V117L166 118V120H168ZM170 119H171V118H170ZM170 119H169L168 121H170L171 123H173L172 120H173L174 118L171 119V120H170ZM178 119H179V118H178ZM211 119H210V120H211ZM251 119H252V118H251ZM57 120H58V121H57ZM81 120H79V122H80ZM130 121H131V120H130ZM146 121H143V122H146ZM154 121H155V122H154ZM182 121H183V122H182ZM205 121H206V120H205ZM205 121H204V122H205ZM207 121H206V123H208ZM216 121H215V122H216ZM222 121L224 122V121H226V120H222ZM247 121H248V120H247ZM251 121H252V120H251ZM68 122H69V123H68ZM86 122L89 123L90 121H89V120H86ZM135 122H136V121H135ZM151 122H153V123L151 124ZM159 122L162 123V124H160ZM166 122H167V121H165L164 124H169L168 122H167V123H166ZM209 122H212V120L209 121ZM213 122H214V121H213ZM218 122L220 123L221 121H218ZM223 122H222V123H223ZM253 122H254V121H253ZM261 122H262V125L260 124ZM146 123H147V122H146ZM176 123H177V122H176ZM184 123H183V124H184ZM246 123H247V122H246ZM248 123H249V122H248ZM27 124H28V126L30 125L29 128L26 126ZM58 124L60 125V123H58ZM64 124H63V125H64ZM82 124H83V123H82ZM89 124H90V123H89ZM103 124H104V123H103ZM103 124H102V125H103ZM132 124H133L134 126H133ZM148 124H149V123H148ZM178 124H179V123H178ZM200 124H201V122H200ZM203 124L205 125V123H203ZM203 124H201L200 127H202ZM209 124H211V123H209ZM0 125H1V124H0ZM63 125H62V126H63ZM65 125H64V130H66V129H65ZM76 125H77V124H76ZM84 125H85V124H84ZM141 125H143V123H142ZM171 125H172V124H171ZM179 125H180V124H179ZM181 125H182V124H181ZM196 125H197V126H196ZM227 125H226V126L224 125V126L227 127ZM2 126H3V125H2ZM56 126H57V125H56ZM69 126H70V125H69ZM104 126H105V125H103V127H104ZM139 126H140V127H139ZM252 126H253V125H252ZM252 126H251V127H252ZM0 127H1V126H0ZM54 127H55V126H54ZM58 127H59V126H58ZM58 127H57V128H58ZM76 127H78V126H76ZM84 127H85V126H84ZM101 127H102V126H101ZM106 127H104V128H106ZM153 127L155 128V126H153ZM173 127H174V124H173ZM218 127H219V126H218ZM225 127H222V128H225ZM244 127H245V128H243V129H245V130L248 129V128H246V125H244ZM248 127H249V126H248ZM253 127L256 128L257 125H256V127H255V125H254ZM258 127H259V126H258ZM258 127H257V128H258ZM59 128H60V127H59ZM61 128H63V127H61ZM68 128H69V127H68ZM74 128H75V127H74ZM87 128H88V125H87ZM107 128H106V129H107ZM145 128H146V129H145ZM166 128H165V129L162 128V130H163V129H164V130H167ZM254 128H253V130H252L251 128H250V129L254 132V130H255ZM257 128H256V130H258ZM71 129H72V128H71ZM89 129H90V128H89ZM89 129H88V130H89ZM102 129H103V128H101L100 130L102 131ZM177 129H178V128H177ZM203 129H204V131L206 130V131H205L206 133H202V132H203ZM208 129H209V128H208ZM210 129L212 130V128H210ZM215 129L218 130L217 126L215 127ZM225 129H227V128H225ZM57 130H58V129H57ZM59 130H60V129H59ZM61 130H63V129H61ZM78 130H79V129H78ZM81 130H82V129H81ZM81 130H80V131H81ZM97 130H98V129H97ZM103 130H104V129H103ZM164 130H163V132H165ZM211 130H210V131H211ZM219 130H220V129H219ZM256 130H255V131H256ZM42 131H41V134H42ZM45 131H46L47 133H45ZM80 131H79V132H80ZM83 131H84V130H83ZM104 131H105V130H104ZM168 131H167V132H168ZM198 131H200L201 133L198 132ZM208 131H209V130H208ZM210 131H209V132H210ZM212 131H213V130H212ZM212 131H211V132H212ZM215 131H216V130H215ZM224 131H225V130H224ZM224 131L220 130L219 133H217V134L220 135V133H222V132H224ZM226 131H225V132H226ZM237 131H239V132L236 134ZM246 131H247V130H246ZM261 131H263V130H261ZM261 131H260V132H261ZM51 132H53V135L55 134L54 130H53V131L51 130ZM61 132H62V131H61ZM67 132L70 133L69 130H68V131L66 130V133H65V132H62V133L59 132V133H60V134H59L60 136L58 135L59 138H58V136H57V138L60 139V142H62V141H61L62 139H63V141H64V138H65V140H66L68 136L70 137V134H68ZM77 132H78V131H77ZM225 132H224V133H225ZM227 132H226V133H227ZM258 132H259V131H258ZM35 133H36V134H35ZM72 133H73V132H72ZM197 133H200V134L197 135ZM229 133H228V134H229ZM250 133H251L252 136L250 135ZM250 133H248V136L250 135V138H251V137H254V136L256 135V134H254V133L252 134L251 131H250ZM34 134H35V135H34ZM44 134H42V135H44ZM51 134H52V133H51ZM66 134H68V136H67ZM86 134H87V133H86ZM89 134H92V133H89ZM167 134H168V133H166V136H167ZM176 134H177V133H176ZM209 134H211V133H209ZM214 134H216V133L214 132ZM235 134H236V137H234ZM238 134H240V135H238ZM261 134H262V132H261ZM11 135H9V136H11ZM33 135H34V136H33ZM42 135H39V136H41V137L44 138V136H42ZM53 135H49V136L47 135V136L51 138ZM56 135H57V134L54 135L55 138H56ZM170 135H172V139H173V140H169V138L171 137ZM207 135H208V134H207ZM219 135H218V136H219ZM223 135H225V134H223ZM226 135H227V134H226ZM226 135L224 136V138H225V137H228V138H227V141H226V139H224L221 135L219 136V139L222 137L223 141L225 140V143H228V142H229L228 144H231L232 142H230V139H229V138L233 139L232 136H231L230 134H229V135H230L231 137H230L229 135H228V136H226ZM237 135H238V136H237ZM7 136H8V135H7ZM39 136H38V137H39ZM65 136H67V137H65ZM73 136H74V135H73ZM78 136H82V135H80V133H79ZM98 136H99V135H98ZM101 136H102V134H101ZM169 136H170V137H169ZM175 136H174V137H175ZM202 136H201V137H202ZM215 136H217V135H215ZM215 136H214V137H215ZM218 136H217V137H218ZM260 136H261V135H260ZM45 137H46V136H45ZM48 137H47V138H48ZM54 137L52 138V140L55 139ZM209 137H213V133L211 134V136H210V135L207 136L208 139H209ZM217 137H215V138L217 139ZM241 137H242V136H241ZM255 137H256V136H255ZM74 138H75V137H74ZM88 138H89V137H88ZM96 138H97V137H96ZM106 138H105V139H106ZM207 138H206V137H203V140H201V139H202V138H201L200 141L202 142V141H204V139L206 140ZM247 138H248V137H247ZM250 138H248V139H250ZM260 138H262V137H260ZM48 139H49V138H48ZM70 139H71V137H70ZM77 139H78V138H77ZM80 139H82V138H80ZM105 139H103V140H105ZM222 139H220V142H219V141H218V142L221 143V140H222ZM236 139H235V140H236ZM242 139H243V138H242ZM242 139H241V140H242ZM71 140H73V139H71ZM71 140H70V141H71ZM137 140H138V139H137ZM235 140H233V141H235ZM246 140H247V139H246ZM251 140H252V139H251ZM257 140H259V139H257ZM55 141H57V140L55 139ZM66 141H67V140H66ZM66 141L64 142L65 145H66ZM68 141H69V139H68ZM68 141H67V142H68ZM75 141H76V140H75ZM82 141H83V140H82ZM91 141H92V140H91ZM91 141H90V142H91ZM101 141H102V139H101ZM147 141H148V140H147ZM206 141H207V140H206ZM209 141H210V140H208L206 143H208ZM242 141H243V140H242ZM3 142H4L5 144H3ZM6 142H7V143H6ZM48 142H49V140H48ZM58 142H59V141H58ZM58 142H54V143H55V149H57V148L59 147V146H56V145L61 144V143H58ZM79 142H80V141H79ZM96 142H97V141H96ZM99 142H100V139H99ZM139 142H140V141H139ZM150 142H151V141L149 140V143H150ZM213 142H214V141H213ZM253 142H254V141H253ZM253 142H252V143H253ZM46 143H47V142H46ZM51 143H52V142H51ZM54 143H53V144H54ZM57 143H58V144H57ZM62 143H63V142H62ZM69 143H71V142H68V144H69ZM101 143L103 144L104 142L102 141ZM141 143L144 144L143 142H141ZM149 143H148V144H149ZM206 143H205V141L203 142V144H205V148H204V149H206V147L208 148V146H209V144H210V143H209V144L207 145ZM216 143H217V141H216ZM219 143H218V144H219ZM223 143H224V142H223ZM235 143H236V142H235ZM237 143H238V142H237ZM239 143H240V141H239ZM241 143H242V142H241ZM248 143H249V141H248ZM2 144H3V145H2ZM64 144H62V146H63ZM68 144H67V145H68ZM87 144H88V143H87ZM97 144H98V143H97ZM135 144H136V139H135ZM148 144H147V145H148ZM212 144H214V143H212ZM212 144H210V147H209L208 149L211 150V145H212ZM218 144L216 145L217 147H218ZM256 144H257V143H256ZM74 145H75V143H74ZM74 145L72 144L73 147H74ZM77 145H79V143L76 144V147H77ZM82 145H83V143L81 142V146H82ZM95 145H96V144H95ZM99 145H100V144H99ZM131 145H132V144H131ZM137 145H138V144H137ZM200 145H202V143H201ZM242 145H243V143H242ZM69 146H70V144H69ZM91 146H92V145H91ZM102 146H103V145H102ZM104 146H105V145H104ZM104 146H103V147H104ZM202 146L204 147V145H202ZM235 146H236V145H235ZM250 146H251V145H250ZM4 147H3V148H4ZM43 147H44V146H43ZM52 147H54V146H52ZM78 147H80V146H78ZM94 147H95V146H94ZM100 147H101V146H100ZM105 147H106V146H105ZM150 147H151V146L149 145L148 149H151ZM152 147H153V146H152ZM181 147H182V146H181ZM203 147H202V148L198 147V148H200V149H198L197 152H198L199 150H200V151L202 150L203 152H202L201 154H202V156L204 155V160H206V159H208L207 157H210V156H212L213 154L211 153L212 155H210V153H209V156H207L208 153H207V155L205 154L206 151L203 149ZM217 147H216V148H217ZM219 147H220V144H219ZM239 147H241V145H240ZM251 147H252V146H251ZM59 148H60V152H59V150H57V153H58V154L61 153L60 155H62V154L64 153V154H65V155L63 154L64 157H67V149H66V148H69V147H68V146H66V147H61V145H60ZM59 148H58V149H59ZM61 148H62V149H61ZM70 148H72V147H70ZM84 148H86V147H84ZM91 148H93V147H91ZM97 148H98V147H97ZM156 148H157V147H156ZM214 148H215V147H214ZM233 148H234V147H232V149H233ZM236 148H237V147H236ZM243 148H244V147H243ZM246 148H247V147H246ZM248 148H249V147H248ZM50 149H51V148H50ZM53 149H54V148H53ZM74 149H75V148H74ZM74 149H73V150H74ZM76 149H77V148H76ZM88 149H89V146H88ZM94 149H95V148H94ZM183 149H184V148H183ZM208 149H207V150H208ZM219 149H220V148H219ZM237 149L240 151L239 148H237ZM44 150H45V149H44ZM46 150H47V149H46ZM73 150H72V151H73ZM82 150H83V146H82ZM82 150H81V151H82ZM84 150H85V149H84ZM95 150H96V149H95ZM95 150H94V151H95ZM97 150H98V149H97ZM192 150H193V149H192ZM210 150H209L208 152H210ZM225 150H226V149H225ZM247 150H248V149H247ZM51 151H52V150H51ZM61 151H62L63 153H62ZM68 151H69V150H68ZM77 151H78V150H77ZM77 151H76V152H77ZM178 151H177V152H178ZM200 151H199V152H200ZM42 152H43V151H42ZM44 152H45V151H44ZM46 152H47V154H49L48 151H46ZM46 152H45V153H46ZM86 152H88V150H87ZM91 152H92V151H91ZM107 152H106V153H107ZM112 152H113V151H112ZM115 152H116V150H115ZM190 152H191V151H190ZM190 152H188V153H190ZM192 152H194V151H192ZM195 152H196V151H195ZM204 152H205V153H204ZM211 152H214V151H211ZM217 152H219V151H217ZM220 152L222 153L221 150H220ZM220 152H219V153H220ZM225 152H226V151H225ZM234 152H235V153L237 152L236 149L234 150ZM242 152H244V151H242ZM242 152H241V153H242ZM245 152H246V151H245ZM245 152H244V153H245ZM45 153H44V154H45ZM55 153H56V152H55ZM78 153L80 154V151H78ZM82 153H83V152H82ZM82 153H81V154H82ZM84 153H85V152H84ZM84 153H83V154H84ZM95 153L98 154L97 151H95ZM95 153H94V154H95ZM117 153H118V152H117ZM142 153H143V152H142ZM219 153H216V154L214 155V157L216 158V155L219 154ZM221 153H220V154H221ZM228 153H229V151H228ZM228 153H227V154H228ZM235 153H234V155H236L235 157H237V158H238L239 156L241 157V155L237 156L238 152H237V154H235ZM239 153H240V152H239ZM241 153H240V154H241ZM44 154H42V156H43ZM73 154H74V153H73ZM81 154H80V155H81ZM91 154H92V153H91ZM94 154H92V155H94ZM100 154H101V153H100ZM192 154H193V153H192ZM52 155H53V154H52ZM56 155H57V154H56ZM68 155H69V153H68ZM75 155H76V154H75ZM80 155H79V156H80ZM148 155H149V154H148ZM150 155H151V154H150ZM155 155H156V154H155ZM230 155H231V154H230ZM244 155H245V154H244ZM5 156H6V157H5ZM95 156H96V155H95ZM98 156H99V154H98ZM111 156H112V159H113V155H112V153H111ZM192 156H193V155H192ZM195 156H196V155H195ZM205 156H206V159H205ZM219 156H220V155H219ZM224 156H225V155H224ZM231 156H232V155H231ZM242 156H243V155H242ZM245 156H246V155H245ZM53 157H54V156H53ZM56 157H57V156H56ZM62 157H63V156H61V158H62ZM64 157H63V158H64ZM70 157H71V156H70ZM88 157H89V156H88ZM88 157H87V158H88ZM96 157H97V156H96ZM106 157H108V156H106ZM174 157H175V156H174ZM200 157H201V156H199V158H200ZM220 157H221V156H220ZM51 158H52V157H51ZM63 158H62V160H63ZM71 158H72V157H71ZM71 158H70V159H71ZM90 158H91V157H90ZM94 158H95V157H94ZM102 158H103V157H102ZM202 158H203V157H201L200 159H202ZM210 158L213 159L212 157H210ZM215 158H214V159H215ZM217 158H218V155H217ZM242 158H243V157H242ZM246 158H247V157H246ZM7 159H8V158H7ZM28 159H29V160H28ZM41 159H42V158H41ZM44 159H46V157H45ZM84 159H85V157H84L82 160L79 161V162L82 161L81 163H79V162H76V163H79V164H81V166H82V164L86 161V160H85V161L83 162ZM105 159H107V158H105ZM172 159H173V158H172ZM185 159H186V161H187V158H185ZM200 159H199V160H200ZM227 159H228V158H227ZM233 159H234V158H233ZM233 159H232V160H233ZM240 159H241V158H240ZM48 160L50 161L51 159L48 158ZM64 160L67 161L66 158H65ZM64 160H63V161H64ZM87 160H90V159H87ZM94 160H95V159H94ZM94 160H92V161H94ZM99 160H100V159H99ZM103 160H104V159H103ZM169 160H170V159H169ZM174 160H175V159H174ZM191 160H193V159H191ZM191 160L189 161V159H188V163L191 162ZM196 160H197V159H196ZM202 160H203V159H202ZM202 160H200V161L202 162ZM209 160H210V159H209ZM217 160H219V158H218ZM217 160H216V161H217ZM232 160H231V161H232ZM238 160H239V159H237V161H238ZM46 161H47V160H46ZM46 161L43 162V164H42L43 166H44V163H47ZM60 161H61V160H60ZM63 161H62V163L65 162V161H64V162H63ZM159 161H160V160H159ZM206 161H207V160H206ZM210 161H212V160H210ZM210 161H209V162H210ZM216 161H215V162H216ZM222 161H223V159H222ZM225 161H226V160H225ZM231 161H229V162H231ZM234 161H235V159H234ZM237 161H236V163H237ZM165 162H166V161H165ZM165 162H164V163H165ZM170 162H171V161H170ZM170 162H169V164L172 163V162H171V163H170ZM184 162H185V161H184ZM192 162H193V161H192ZM194 162H195V160H194ZM194 162H193V163H194ZM197 162H198V161H197ZM201 162H200V164H201ZM212 162H213V161H212ZM220 162H221V161H220ZM26 163H27V162H26ZM26 163H25V164H26ZM48 163H49V162H48ZM52 163H53V161H52ZM62 163H61V164H62ZM68 163H69V162H68ZM76 163H74L75 165L73 164V166H76V165H77ZM85 163H88V161L85 162ZM174 163H175V162H174ZM174 163H173V164H174ZM178 163H180V162H178ZM185 163H186V162H185ZM203 163H204V161H203ZM210 163H211V162H210ZM210 163H209V164H210ZM231 163H232V162H231ZM79 164H78V165H79ZM96 164H97V163H96ZM198 164H199V163H198ZM198 164H197V167H199V165H200V164H199V165H198ZM205 164L207 165V163H204V165H205ZM217 164H218V163H217ZM217 164L215 163L214 166H216ZM219 164H220V163H219ZM227 164H228V162H227ZM48 165H49V164H48ZM62 165H63V164H62ZM94 165H95V164H94ZM97 165H98V164H97ZM162 165H163V164H162ZM171 165H172V164H171ZM180 165H182V163H181ZM187 165H188V164H187ZM194 165H195V164H194ZM204 165H203V167H206V166H204ZM18 166H19V167H18ZM20 166H21L23 169H20V168H21ZM24 166H25V165H24ZM37 166H38V165H37ZM84 166H85V165H84ZM164 166H165V165H164ZM166 166L168 167V165H166ZM183 166H184V165H183ZM29 167H32V166H30V165L28 164V169L30 170ZM34 167L36 168V166H34ZM44 167H45V166H44ZM76 167H77V166H76ZM97 167H99V166H97ZM167 167H166V168H167ZM169 167H170V166H169ZM185 167H186V166H185ZM187 167H188V166H187ZM197 167H196V165H195V168H193V171H194ZM201 167H202V166L200 165L199 168H201ZM210 167L213 168V166H210ZM37 168H39V167H37ZM41 168H42V167H41ZM58 168H59V167H58ZM166 168H165V169H166ZM170 168H171V167H170ZM170 168H169V169H170ZM182 168H183V167H182ZM190 168H191V167H190ZM1 169H2V168H1ZM1 169H0V180L3 181V179H4V178H3V172H4V171H3V169H2V170H1ZM7 169H6V171H7ZM25 169H24V170H25ZM85 169H86V167H85ZM169 169L167 168V170L170 172ZM188 169H189V168H188ZM204 169H205V168H204ZM74 170H75V169H74ZM189 170H191V169H189ZM197 170L199 171L198 168H197ZM6 171H5V172H6ZM25 171H28V170H25ZM25 171H24L23 173H25ZM31 171H32V170H31ZM34 171H35V170H34ZM75 171H76V170H75ZM88 171H89V170H88ZM96 171H97V170H96ZM174 171H176V169L173 170L172 172H174ZM177 171H178V170H177ZM200 171H202V170H200ZM10 172H11L12 174H15V173H13L12 171H10ZM18 172H20V173H18ZM43 172H45V171H43ZM43 172H41V174H44ZM164 172H166V171H164ZM194 172H195V171H194ZM194 172H193V174H192V171L189 172L190 175H191V176H190V175H189V176L192 177V175L194 176V174L197 175V174L199 173V172H198V173L196 172V173H197V174H196V173H194ZM33 173H34V172H33ZM47 173H48V175H49V172H47ZM77 173H78V171H77ZM80 173H82V172H80ZM86 173H88V172H86ZM166 173H167V172H166ZM174 173H175V172H174ZM174 173H173V174H174ZM189 173H188V171H187V174H189ZM200 173H201V172H200ZM39 174H40V173H39ZM45 174H46V173H45ZM45 174H44V175H45ZM89 174H90V173H89ZM98 174H99V173H98ZM163 174H164V173H163ZM176 174H177V173H176ZM10 175H11V174H10ZM27 175H29V174H27ZM27 175H26V176H27ZM37 175H38V174H37ZM37 175H35V176H37ZM48 175H47V176H48ZM82 175H83V174H82ZM82 175H81V176H82ZM87 175H88V174H87ZM87 175H85V176L87 177ZM90 175H91V174H90ZM95 175H96V174H94V176H95ZM184 175H185V173H184ZM33 176H34V175H33ZM103 176H104V175H103ZM168 176H170V174H169ZM187 176H188V175H187ZM187 176H186V177H187ZM27 177L30 178V176H27ZM27 177H26V178H27ZM86 177H84V178L87 179ZM88 177H91V176L88 175ZM186 177H184V178L187 179ZM208 177H209V176H208ZM23 178L25 179V177H23ZM23 178H22V179H23ZM28 178H27V179H28ZM42 178H43V177H42ZM50 178H51V177H50ZM80 178H82V177H80ZM177 178H178V177H177ZM182 178H183V177H182ZM182 178H181V179H182ZM211 178H212V177H211ZM33 179H34V178H33ZM47 179H49V178H47ZM97 179H98V178H97ZM181 179H180V180H181ZM188 179H189V178H188ZM206 179H207V178H206ZM209 179H210V177H209ZM209 179L207 180V184L209 183V182H208ZM30 180H31V179H30ZM30 180H28V181H30ZM35 180H36V179H35ZM35 180H34V181H35ZM82 180H84V179H82ZM89 180H90V179H89ZM89 180H88V181H89ZM32 181H33V180H32ZM34 181H33V182H34ZM37 181H38V180H37ZM39 181H40V180H39ZM42 181H44V179H43ZM172 181H173V179H172ZM172 181H171V182H172ZM176 181H177V180H176ZM205 181H206V180H205ZM211 181H213V180H211ZM12 182H13V181H12ZM14 182H15V181H14ZM17 182H18V179H17ZM30 182H31V181H30ZM33 182H32V183H33ZM40 182H41V181H40ZM202 182L204 183V181H202ZM9 183H10V182H9ZM19 183H21V182H19ZM175 183H176V182H175ZM205 183H206V182H205ZM214 183H215V182H214ZM2 184H3V182H2ZM2 184H0V185H2ZM16 184H17V183H16ZM34 184H36V183H34ZM56 184H57V183H56ZM22 185H23V184H22ZM26 185H27V182H26ZM29 185H30V184H29ZM32 185H33V184H32ZM57 185H58V184H57ZM208 185H209V184H208ZM18 186H19V185H18ZM36 186H37V187H39V186L41 187V184H40V185H37V184H36ZM36 186H35V187H36ZM48 186H49V185H48ZM55 186H56V185H55ZM202 186H203V185H202ZM204 186H205V184H204ZM204 186H203V187L200 186L201 188H199V186H198V187H196V188H198L199 190H202V189L204 188ZM213 186H214V185H213ZM26 187H27V186H26ZM50 187H51V186H50ZM52 187H54V186H52ZM205 187H206V186H205ZM211 187H212V185H211ZM14 188H15V187H14ZM21 188H22V187H21ZM44 188H45V187H44ZM44 188H43V189H44ZM190 188H191V187H190ZM31 189H32V188H31ZM33 189H34V188H33ZM41 189H42V188H41ZM48 189H49V190H48ZM48 189L46 188V189H44V191L42 190V192L49 194V191H50L51 188H48ZM54 189H55V188H54ZM231 189H233V188L231 187ZM231 189H230V190H231ZM27 190H28V189H27ZM34 190H35V189H34ZM39 190H40V189H39ZM45 190H46L47 192H45ZM51 190H52V189H51ZM185 190H186V189H185ZM15 191H16V190H15ZM32 191H33V190H32ZM250 191H251V190H250ZM11 192H12V191H11ZM201 192H203V190H202ZM231 192H232V190H231ZM247 192H248V191H247ZM1 193H2V192H1ZM7 193H8V192H7ZM32 193H33V192H32ZM4 194H5V193H4ZM4 194H3V195H4ZM7 195H8V194H7ZM14 195H15V194H14ZM16 196H17V195H16ZM41 196H42V195H41ZM46 196H47V195H46ZM231 196H232V195H231ZM233 196H234V195H233ZM246 196H247V195H246ZM251 196H253V195H251ZM263 196H264V195H263ZM0 197H1V195H0ZM24 197H25V196H24ZM26 197H27V196H26ZM26 197H25V198H26ZM35 197H36V196H35ZM93 197H94V196H93ZM93 197H92V198H93ZM226 197H228V196H226ZM2 198H3V197H2ZM2 198H1V199H2ZM21 198H22V197H21ZM222 198H223V197H222ZM236 198H237V197H236ZM258 198H259V197H258ZM1 199H0V200H1ZM48 199H49V198H48ZM94 199H95V198H94ZM5 200H7V199H5ZM5 200H4V201H5ZM23 200H25V199H23ZM28 200H30V199H27V202H28ZM32 200H33V199H32ZM38 200H39V199H38ZM40 200H41V199H40ZM40 200H39V201H40ZM223 200H224V199H223ZM239 200H240V199H239ZM18 201H19V200H18ZM21 201H22V200H21ZM25 201H26V200H25ZM227 201H228V200H227ZM35 202H36V201H35ZM40 202H41V201H40ZM237 202H238V201H237ZM1 203H2V202H1ZM24 203H25V202H24ZM31 203H32V201H31ZM172 203H173V202H172ZM202 203H203V202H202ZM26 204H27V203H26ZM33 204H34V203H33ZM36 204H37V203H36ZM36 204H35V205H36ZM23 205H24V207H25V204H23ZM23 205H21V206H22L21 208H23ZM254 205H255V204H254ZM28 206H29V205H28ZM98 206H99V205H98ZM213 206H214V205H213ZM2 207H3V206H2ZM12 207H13V206H12ZM26 207H27V205H26ZM95 207H96V206H95ZM209 207H210V206H209ZM218 207H219V206H217V208H218ZM237 207H238V206H237ZM252 207H253V206H252ZM3 208H4V207H3ZM31 208H32V207H31ZM162 208H163V207H162ZM162 208H161V209H162ZM164 208H165V207H164ZM164 208H163V209H164ZM168 208H169V207H168ZM214 208H216V207H214ZM221 208H222V207H221ZM1 209H2V208H1ZM28 209H29V208H28ZM222 209H223V208H222ZM239 209H240V208H239ZM248 209H249V207H248ZM6 210H8V209H6ZM25 210H26V209H25ZM25 210H24V211H25ZM204 210H205V209H204ZM1 211H2V210H1ZM21 211H22V210H21ZM159 211H160V210H159ZM165 211H166V210H165ZM168 211H169V210H168ZM257 211H258V210H257ZM28 212H29V211H28ZM161 213H162V212H161ZM161 213H160V214H161ZM184 213H185V212H184ZM197 213H198V212H197ZM234 213H235V212H234ZM258 213H259V211H258ZM258 213H256V214L258 215ZM101 214H102V213H101ZM107 214H108V213H107ZM214 214H215V213H214ZM218 214H219V212H218ZM224 214H225V213H224ZM226 214H227V213H226ZM250 215H251V214H250ZM260 215H261V214H260ZM106 216H107V215H106ZM108 216H109V215H108ZM161 216L163 217L162 214H161ZM226 216H227V215H226ZM187 217H188V216H187ZM223 217H224V216H223ZM232 217H233V216H232ZM235 217H236V216H235ZM247 217H248V216H247ZM253 217H254V216H253ZM258 217H259V216H258ZM238 218H239V217H238ZM249 218H250V217H249ZM262 218H263V217H262ZM163 219H164V218H163ZM179 219H180V217L177 219V220H178V223H180L179 221H182V220H179ZM233 219H234V218H233ZM21 220H22V219H21ZM28 220H29V219H27V221H28ZM100 220H101V219H100ZM174 220H175V219H174ZM231 220H232V219H231ZM252 220H253V219H252ZM259 220H260V219H259ZM263 220H264V219H263ZM102 221H103V219H102ZM162 221H163V220H162ZM164 221H165V220H164ZM185 221H186V220H183L182 222H185ZM234 221H237V220H234ZM230 222H232V221H230ZM246 222H247V221H246ZM175 223H177V222H175ZM185 223H186V222H185ZM185 223H184V224H179V225H180L181 227H183V228H184V227H187V225H186L187 223H186V224H185ZM215 223H217V222H215ZM233 223L235 224V222H233ZM221 224H222V223H221ZM238 224H239V223H236L235 226L238 225ZM263 224H264V222H263ZM263 224H262V225H263ZM256 225H257V224H256ZM256 225H255V226H256ZM4 226H5V225H4ZM218 226H219V225H217V227H218ZM244 226H245V225H244ZM255 226H253L255 229H257V228L260 227V226H259V227H258V226L255 227ZM19 227H20V226H19ZM22 227H23V226H22ZM220 227L222 228V226H220ZM232 227H233V226H232ZM232 227H231V228H232ZM237 227H238V226H237ZM253 227L249 226L248 229L251 228V229H249V231L252 230ZM123 228H124V227H123ZM125 228H126V227H125ZM164 228H165V227H164ZM231 228H230V229H231ZM240 228H242V227L239 226V229H240ZM254 228H253V230H255ZM261 228H264V226H263V227L261 226ZM20 229H21V228H20ZM165 229H166V228H165ZM165 229H164V230H165ZM223 229H224V228H223ZM223 229H222V230H223ZM225 229H226V228H225ZM233 229H234V228H233ZM242 229H243V228H242ZM242 229H240V230L243 231ZM244 229H245V227H244ZM9 230H10V229H9ZM109 230H110V229H109ZM192 230H193V229H192ZM226 231H227V230H226ZM226 231H225V232H226ZM246 231L249 232L247 229H246ZM255 231H257V234H258V230H255ZM261 231H262V234H263V233H264V230H263V229L261 230V229L259 228V233H260ZM209 232H210V231H209ZM247 232H244V233H247ZM253 232H254V231H253ZM116 233H117V232H116ZM191 233H192V232H191ZM200 233H201V232H200ZM238 233H239V232H238ZM249 233H251V231H250ZM18 234H19V233H18ZM202 234H203V235H206L207 232L205 231V232H203ZM224 234H225V233H224ZM260 234H261V233H260ZM260 234H258V235L261 237L262 234H261V235H260ZM198 235H199V234H198ZM211 235H212V234H211ZM227 235H228V234H227ZM230 235H232V234H230ZM230 235H229V236H230ZM239 235H240V234H239ZM239 235H238V238H239ZM245 235H246V234H245ZM114 236H115V235H113V237H114ZM236 236H237V234H236ZM263 236H264V234H263ZM113 237H112V240H110L111 242L108 243V246H109V247H110V246L113 247V246H114V242H116V241L113 240ZM233 237H234V236H233ZM215 238H216V237H215ZM238 238H236L237 240H236L235 238L232 240V242H233L234 240H235V242L237 241L236 243H235V242L232 243V242H229V241H228V243L226 242L227 245H225V247H226V248L228 247V249H227V250L225 249V250H226L227 252L230 253V251H233V250L235 251V249H237V250H239L240 252H241V251H242V252L245 251V252H243V255L245 254V255L247 256L246 251H247V252L250 251V252L252 253V251H256V249L259 248V247H258V244H257V245H256V244H253V246H251V245H252V242L248 241V239L246 240V242H250V243H247V244H246V243H243V240H244V239H242L243 237H242V238L240 237V239L242 240V242H241ZM245 238H246V237H245ZM254 238H255V237H254ZM261 238H262V237H261ZM263 238H264V237H263ZM263 238H262V239H263ZM217 239H218V242H217V243L219 244V238H217ZM231 239H232V238H231ZM115 240H116V239H115ZM168 240H169V239H168ZM186 240H187V239H186ZM211 240H212V241L214 240L213 237H211ZM215 240H216V239H215ZM215 240H214V241H215ZM220 240H221V239H220ZM238 240H239V241H238ZM249 240H250V239H249ZM252 240H254V239H252ZM190 241H191V240H190ZM215 242H216V241H215ZM221 242H222V240H221ZM157 243H158V242H157ZM167 243H168V242H167ZM182 243H183V242H182ZM253 243H254V241H253ZM25 244H26V243H25ZM160 244H161V243H160ZM169 244L171 245V243H169ZM249 244H250V246H249ZM162 245H166V244H164V243L162 242ZM170 245H169V246H170ZM159 246H160V245H159ZM255 246H257V247L255 248ZM163 247H165V246H163ZM166 247H168V245H166ZM173 247H174V246H172V247H170V248H173ZM183 247H184V246H183ZM198 247H199V246H198ZM221 247H223V246H221ZM233 247H234V248H233ZM107 248H108V247H107ZM170 248H167V250L169 251ZM207 248H208V247H207ZM229 248H230V249L232 248V250H230ZM254 248H255V249H254ZM110 249H112V248H110ZM110 249H109V250H110ZM160 249L162 250V249H164V248H161V247H160ZM160 249H159V251H161ZM186 249H187V248H186ZM109 250H108V251H109ZM167 250H163V251L166 252ZM173 250H174V249H173ZM175 250H176V249H175ZM188 250H189V249H188ZM188 250L185 251V249H184V251H183V255H185V256H186V255H187V256H188V255L191 256V255H192L191 253H193V254H194L193 257L196 256L195 254H197V253L192 252V251H191V253H190V251H188ZM193 250H194V249H193ZM219 250H220V248H219ZM237 250H236V251H237ZM97 251H98V250H97ZM112 251H113V250H112ZM207 251H209V250H207ZM211 251H212V250H211ZM214 251H215V250H214ZM214 251H213V252H214ZM257 251H259V250H257ZM185 252H186V253L188 252V254H186ZM200 252H201V251H200ZM160 253H161V252H160ZM168 253H169V252H168ZM173 253L176 255V253H175L174 251H173L171 254H173ZM179 253H180V252H179ZM208 253H209V252H208ZM215 253L218 254L217 252H215ZM238 253H239V252H238ZM257 253H258V252H257ZM162 254H163V252H162ZM165 254H166V253H165ZM174 254H173V259H174ZM198 254H199V253H198ZM198 254H197V257H198L201 253H200L199 255H198ZM209 254H210V253H209ZM209 254H208V255H209ZM216 254H215V259H216V256H218V255H216ZM239 254H240V253H239ZM254 254H255V253H254ZM258 254H260V253H258ZM258 254H256L257 256H255V257L259 259ZM104 255H105V254H104ZM183 255H182V257H183ZM219 255H220V253H219ZM252 255H253V254H252ZM252 255L248 252V257L251 256L250 258H253ZM168 256H169V255H168ZM168 256H167V257H168ZM177 256H178V254H177ZM180 256H181V254H180ZM189 256H188V257H189ZM203 256H205V255H203ZM203 256H202V258H200V257H201V255H200V257H198V258H200V260H201V259L204 258ZM209 256H210V255H209ZM209 256H208V257H209ZM221 256H222V255H221ZM236 256H237V255H236ZM105 257H106V256H105ZM171 257H172V256H171ZM182 257H181V258H182ZM191 257H192V256H191ZM191 257H190V258H191ZM193 257H192V258H193ZM213 257H214V256H213ZM222 257H223V256H222ZM231 257H232V256H231ZM255 257H254V259H255ZM260 257H261V256H260ZM92 258H93V257H92ZM102 258L105 259V258L103 257V255H101L100 257H98V259H97L98 264H100V261L102 260ZM175 258H177V257H175ZM178 258H179V257H178ZM217 258H218V257H217ZM223 258H224V257H223ZM223 258H222V259H223ZM250 258H249V259H250ZM263 258H264V257H263ZM171 259H172V258H171ZM188 259H189V258H188ZM195 259H196V258H195ZM209 259H210V258H209ZM227 259H228V258H227ZM229 259H230V257H229ZM93 260H94V259H93ZM183 260H184V259H183ZM192 260H193V259H192ZM198 260H199V259H197V261H198ZM206 260H208V258H207ZM206 260H205V261H206ZM219 260L221 261V259H219ZM232 260H233V259H232ZM237 260H238V259H237ZM237 260H236V262H237ZM240 260H241V259H240ZM240 260H239V262H241ZM256 260H257V259H256ZM262 260H263V259H262ZM184 261L186 262L187 260H184ZM194 261H195V260H194ZM203 261H204V259H203ZM203 261H202V262L199 261V262H201V264H202V263L205 262V261H204V262H203ZM214 261H215V260H214ZM222 261H223V260H222ZM224 261H225V260H224ZM229 261H230V260H229ZM233 261H234V260H233ZM233 261H232V262H233ZM242 261H244V260H242ZM246 261H247V260H246ZM190 262H191V260H190ZM199 262H198V263H199ZM212 262H213V261H212ZM218 262H219V261H218ZM230 262H231V261H230ZM250 262H251V261H250ZM262 262L264 263V261H262ZM216 263H217V261H216ZM243 263H244V262H243ZM246 263H247V262H246ZM102 264H105V262L103 261ZM176 264H177V263H176ZM179 264H181V263H179ZM199 264H200V263H199ZM206 264H208V261L206 262ZM214 264H215V263H214ZM223 264H224V263H223ZM249 264H251V263H249Z\"/></svg>",
    "mask_w": 264,
    "mask_h": 264
}]
</instances>
